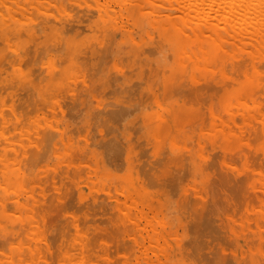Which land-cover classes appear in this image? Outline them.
I'll return each mask as SVG.
<instances>
[{
    "label": "rangeland",
    "instance_id": "374dc122",
    "mask_svg": "<svg viewBox=\"0 0 264 264\" xmlns=\"http://www.w3.org/2000/svg\"><path fill=\"white\" fill-rule=\"evenodd\" d=\"M9 1H6V3L7 2H9V3L4 5L3 9L5 8V9H9V11H14V9H16V7H17L19 9H21L23 11V13H25V14H27V12H28L27 15L23 14L21 10H19L21 13L16 12V14L20 13L21 17L22 16L25 17L24 18L25 20L27 19L25 21L22 17V19L24 20L23 24L26 23V24L30 25V24H33V22H35V19L39 20V18H41V17H39V15L41 16V14H38V12H40V13L43 12V11H40V9L42 10V7H43V6H41L42 2H43V5L47 4L49 6V8H48V6H45V9L43 7V10L47 13H45V15L42 13L43 19L47 20V22L50 20L49 17H51V18L54 17L53 14H51L52 12L51 11L48 12V10H51L53 8L54 9L52 11L56 10L55 4L58 6L57 8L60 9V12H59V9H57L55 12L58 13V15L59 14L60 15H59V18H57L58 15L54 12L57 16L55 15L56 17L54 18L53 22L49 21V23H47L45 25V26H47V25L51 26L50 29L49 28H47V30H46V28L45 29L43 28V30L39 29V30H37V33H35V35H33V33L30 36H29V34L25 35V34L21 33L20 36H22V37H20V36L16 37L15 35H13L14 36L13 37V36L9 35V37H10L9 42H11V40H12V43L10 44L11 48L7 47V44L9 42H6V44H5L4 40L2 38H0V41H1V43H0V55L4 54V56H5V57L2 56L3 58H1V56H0V59H1L0 63L2 62V64H3V66L0 67V68H2V69H0V73L2 70L4 71V72L2 71V73L0 74V85L2 83V88L8 87L9 83L11 86H12V84H14V86H15V87L13 86V87L7 88V89H2L0 86V91L2 92V94H0V105L1 104L3 105V107L0 106V112L2 113L3 109L4 110L6 109L5 111H7V109L9 108L8 109L9 111L3 112L7 115L0 113V123H1V121H2V123L4 121V124H5V126L3 124H1V126H0V135H2V133H3V132H1V130L3 131L5 129V130H7L6 132H8V133H5V131H4V133L6 135L5 138H4V134H3V136L0 137V138H2V139H0L2 141V142L0 141V149H1L0 150V156L7 158V157H9L10 154H12V156L10 155L11 157L9 158L10 164H11V160H12V162L18 161L17 163L21 162L20 160H22L23 163L22 162L21 163H22L23 167L19 166L22 168V170H21V168L16 166L18 164L14 163V162L11 165L16 167V169L18 167V171H16V172L18 175L20 174L19 176H21V178H22L21 183L23 186L21 184L20 185H21V188L23 189V191L27 194L26 195L22 191L21 196L16 198L17 195L15 193L12 194L13 191H11L12 193H10L9 195H11L12 197L9 196V199L4 200L7 203V205H9V206L6 205L4 207V210H2V208H0V222H1L0 223V247H1V245L3 247V248H1V249H3V252L0 253L1 254L0 255V264H2V263L3 264H7V263L10 264L11 258L9 259L8 253H9V255L15 256L16 255L15 252L17 251L18 248H19V250L17 253H19L20 250H22V252H23V249L25 251L27 250L26 252H28V253H22V256H25L27 254L25 256V258L22 260L23 264H29V263L30 264H44V263L45 264H67V262H69V264L70 263L74 264V262H76L77 260L73 261V260H75L73 257L78 259V261H79V262L77 261L78 264H98V263L100 264V262H101V264H223V263L224 264H227V263L228 264H245V263H247V264H264V262H263L264 261L263 260L264 259V248H263V245H264L263 244L264 243V230H263L264 226L263 225L264 224H262L263 222H260L261 219H259L261 212L264 211V209H263L264 208V191H263L264 190V187H263L264 186V181H263V179H264V147H263V145H264V128L262 127L264 117L259 116L256 119H253L254 122L252 121V119L249 120V122H244L241 120L243 118L244 112H245V115H250V114L254 113L255 111H257L260 107L264 106V91L262 90L263 91L262 92L259 90L252 95H246V92L243 91V96L245 95L244 97L242 96V92H240V90H242L244 87H250V86L256 84V80L258 79L257 77H261L260 75H262L264 72V67H263V63H262L263 60L256 64V65L260 64V66L262 65L261 67L260 66L259 67L263 72L261 70H259L258 66H257V68H258L257 70L260 71V73L257 72L256 69H254V68H247V67L243 66L242 67L243 69L238 68V70L239 69L243 70V72L241 71L238 74L236 72V71H238V70H236L237 68H235V66L232 65L234 63L232 59H234V60L239 59L242 55H245L246 54V52H245L246 47H245V49H241V48L235 46V47H233L235 50L228 48L227 51L226 50L220 51L219 56L216 57V59L214 57L206 58L205 55H203L202 53L199 52V50H197L198 49L197 47L195 49L198 52L195 51V49H194L195 46L193 47L191 45L193 42L192 43L190 42L187 45H183V44L179 43L175 38L178 33H180L181 31H184L186 28H188L187 31H189L190 26L193 27L192 25L197 23L196 20H194V19L196 18L199 21V18L194 17V16L187 18V17H185L184 14H182L183 17L180 18V16L177 14V11L174 10L175 8L169 7L170 8L169 9L167 7L168 5L164 9L167 10L166 13H170L171 15L169 14V16H167V14L163 11L164 9L162 7H160V4H158L159 2H157V1L153 2L154 0L153 1L152 0H145L143 5L141 6V10H139V7H132V4L130 2H128V0L123 1L124 3L121 2L120 0H118L115 2L116 4L115 3L112 4V2H114L115 0L114 1L113 0L112 1L111 0H97V2H96V0H91V1L89 0L90 3L88 2V0H84V1L82 0L81 3H83L84 5L83 4L78 5V3H76L77 0H75L76 2L68 0L69 1L68 3H67V0H53V1L47 0L46 2L44 0H35V1L32 0L34 2V5L32 3L31 9L28 7L30 10H28V8L25 9V11L27 10V12H25L24 9L22 8V5L24 3L23 0L22 1L21 0H19V1L18 0H14V1L9 0ZM12 1H13V3H12ZM17 1H18V3H17ZM50 1H52V2L50 3ZM98 1L99 2L104 1L103 2L104 4L101 2L100 3L102 5L101 6V5H99ZM21 2H22V4H21ZM44 2H45V4H44ZM53 2H56V3L54 4ZM84 2H87L90 5H88L87 3H84ZM118 2L123 3V4H121V5L119 4V6H118V4H117ZM16 3L17 4L20 3V4L15 6ZM37 3H38V5H37ZM52 3H53V6H51ZM62 3H63V5H62ZM74 3L77 5H75ZM92 3L93 4L95 3V4L92 5ZM97 3H98V5H97ZM109 3L111 4L112 7L110 6ZM125 3H127V4H125ZM85 4H87V5H85ZM68 5H69V8H71L73 5H75V8H72V10L70 9L71 10L70 13L75 15L74 17L72 14H70L68 12H67L68 13L67 14L66 11L64 12V10L66 9L65 7L67 6V8H68ZM146 5H148V6L151 5L150 8L148 7L150 10L144 8V7L147 8ZM9 6L12 9L9 8ZM32 6L35 8H32ZM60 6H63L65 9L63 7L60 8ZM104 6H106L105 7L106 11L103 10ZM82 7L87 9L88 11H90V10L92 11V9H93V11H98V13L97 12L92 13L90 11L91 14H93L90 16H94L95 13H96L95 14L96 16L92 17V18H94L93 20H91V17L89 16L88 21L86 19H85L86 20L85 21L84 19H82V17L80 18V16H78L84 10ZM91 7H92V9H91ZM0 8L2 9V7H0ZM38 8H39V11L37 10ZM62 8H63V12L61 11ZM1 9H0V12H1ZM33 9H34V12L36 11L35 13H37L36 14L37 17L32 16V15H34V13L30 14L33 12ZM74 9H78V11L76 10L77 13L75 12L78 15H76L74 13V11H75ZM154 9H156V11ZM171 9L175 13L170 12ZM108 10H110L112 12V14ZM151 10L152 11L154 10L153 12H156V15L155 14L153 15V12L151 13ZM157 10L160 11L161 13L157 12ZM107 11L109 12L108 14H107ZM123 11H124V13H123ZM99 12H102V15ZM64 13H66L67 15L65 16ZM113 13H115V14H113ZM62 14H64V16L61 17ZM69 14L72 15V17ZM103 14L105 16H103ZM120 14H122V15L120 16ZM17 15H19V14H17ZM112 15H114L113 18L114 17L118 18L119 21H116L117 19H115V18L111 19ZM77 16L79 17V19ZM154 16H156V17H154ZM171 16L173 17V19ZM30 18H32V19L35 18V19H33L34 20L33 21ZM73 18L76 19V22L72 20ZM183 18L185 20L184 24L186 23V20H187L186 24L188 26L182 24ZM191 18L193 19L192 21L190 20ZM68 19H71L72 21L70 20L69 22H66V20L68 21ZM77 19H78V21H80L81 19H82V21L83 20L84 21L83 22L80 21L78 23ZM23 20L21 22H23ZM89 20H91V24L94 25L93 28H96V29H95V31H94V29H92L93 31H89L92 28V26H90L88 28V31L85 30V33H84V29H87L88 25L82 26L81 24H87V22H90ZM99 20H100V22H99ZM102 20L108 21V25H110V28L111 29L113 28L112 29L113 33H111L112 31H110L111 29L108 30L109 26L107 29H105V26L103 27ZM172 20H175V22H176V23L174 22V25L172 24L173 23ZM61 21H62V24H61ZM63 21H64V23H63ZM109 21H112V22L115 21V23L114 24L111 22L109 23ZM188 21L193 22V23H190ZM50 22L52 24H50ZM65 22L67 23V26H69L68 24H70V23H72L73 25L74 24L76 25V26H72L73 29L71 27L70 30L72 33L69 36H67V35L69 34L70 30L68 29L69 30V32H68V30L65 29V27H64ZM120 22H123V23L121 24ZM142 22H144L145 25ZM116 23H118V24H116ZM162 23L163 24L167 23V24L164 26ZM77 24L78 25L80 24L81 27H84V29L81 28V30H83V33L79 28L80 26L77 27L78 26ZM88 24L90 25V23H88ZM96 24H98V25H96ZM179 24H180V26L183 27L182 28L183 30H181V27L179 26ZM120 26H122V27H120ZM128 26L130 27V29ZM179 27H180V29H179ZM97 29L101 30V31H99V30L98 31H99V33L101 32L100 35L102 36V38H109V32H106V30L110 31V34L111 35L113 34V36H110L111 42H110V39H109V41H108V39H106V41H104L105 39L103 40L102 38H100L101 39L100 44L98 45V42L96 44V41L97 40L99 41V39H97L99 37H97V38L95 37L97 34L96 33ZM65 30H67L66 31L67 33L65 32ZM78 30H80L81 32L77 33ZM146 30L149 33V35H147ZM61 31L65 32V33H62ZM92 32H93V34H92ZM132 32H133V34H132ZM64 34L66 36H64ZM75 34L76 35L81 34V36L76 37ZM23 35L26 36L27 38L24 37ZM37 35L38 36L43 35V36L42 37L40 36V38H38ZM136 35H137V37H136ZM52 36H53V38H52ZM56 36H57V39H59L58 38L59 36H60V39L62 37V40L60 41L61 42L60 45H62L61 48L63 47L62 48L63 50L60 47H59L60 48L59 51L54 50L56 48L54 46V44H52V46H54L55 48L54 47L50 48L51 47L50 43H52V42L54 43L55 41H57L55 38ZM82 38H84V39L86 38V42H84V40ZM28 39H30V41ZM52 39H53V41H52ZM80 39H82V40H80ZM134 39H136L138 41V43L136 40L134 41ZM32 40L34 41L33 45H31L33 42ZM57 42L59 43V41H57ZM90 42H92V46L90 45L91 47H89V48L87 47L88 49H86V46L88 45V43L90 44ZM108 42L111 44H108ZM58 43L56 45H59ZM67 43H68V45H67ZM93 43H95V44L93 45ZM164 43H165V45H164ZM27 44L29 47L26 46ZM41 44H43V45L40 46ZM102 45H103V47H105L104 49L106 50L105 51L103 49L104 50L103 53L105 55L107 54V56H103L104 54L103 55L101 54L103 57L100 58V60L103 59L102 60L103 62L97 63L96 59L99 58V57H97V54H98V51L101 50ZM8 46H9V44H8ZM65 46H66V48L67 47L69 48L72 46L71 48H69V50L71 51V52H69L70 54L68 53V51L65 53L66 57L68 56V60H67L68 62L66 61L67 63L65 62V60L67 58L65 57L66 59H64L61 57V55H63V56L65 55V54H63L65 52L64 51ZM107 46L108 47L110 46L109 51H108V48L106 49ZM148 46H150L149 49L151 48V46H154L153 48H154L155 52L153 51L154 52L153 53L150 50L152 52L150 54H148L146 51L142 53V51H144L143 49L144 48L146 49ZM46 47H48V48L46 49ZM80 47H83L82 50L80 49ZM96 47H98L99 49ZM192 47H193V50H191ZM29 48L34 49V51L31 49L29 50V52L31 53L30 55L26 51ZM153 48H152V50H153ZM164 48H166L168 50H166V49L164 50ZM182 48H184V50H186V54H185V51L183 52ZM230 48H232V47H230ZM248 48L251 49V47H248ZM37 49H39V50L44 49L43 51L41 50V52H44L43 53L44 55H42V57L40 55L36 54L38 52ZM149 49H147L148 52H150ZM65 50H67V49H65ZM84 50L85 51L88 50V53L86 52V54H88L87 56L89 58L91 56H93L94 58L97 57L96 59H94L95 62L93 61V59H92V61H90L91 58L90 59L88 58L89 59L88 64H91V65L86 64L87 68H89L92 65H93V67H96V66L98 67V64H100V67H98L99 71L96 70L97 68L95 69L96 72L98 71L97 73L94 72L95 71L94 69L90 70V73L94 72L96 74V75H93L91 77L92 79L95 78L93 80L90 79V76L88 78L86 76H84L85 75L84 73L87 74L88 71L85 72V69H86L85 66L86 65L80 64L81 61H83L85 63V61L87 59V58H84L82 60L80 59V57H82V58L84 57V56H81L82 54L85 55V52L81 53V51H84ZM187 50H188V52H190V56L193 59H191V57L187 54L188 53ZM23 51H26V52H23ZM32 51H33V55H32ZM178 51H179V54H178ZM192 51H194V52H192ZM22 52L24 54H22ZM168 52L170 53V55ZM195 52H197V53H195ZM76 53L78 54V56ZM166 53L168 54V57L170 58V60L167 59ZM232 53L234 54V56L237 55V57H234ZM7 54L8 55L10 54V57H8ZM11 54L15 55V56H12ZM35 54L37 57H35ZM57 54H58V56L56 58ZM95 54H96V56H94ZM183 54L186 55L187 58L185 56H183ZM198 54H200V55H198ZM47 55H48V57H47ZM29 56H30V58H32V60L29 58ZM38 56H40L41 58L39 57V59H38ZM43 56H44V58H43ZM72 56H74V59L72 58ZM196 56H200V57L197 58ZM225 56H227V57H225ZM12 57H13V60L11 62L10 59H12ZM60 57H61V59H60ZM117 57H118V60H117ZM180 57L181 58L185 57V59H187L186 60L187 62L185 61V59L183 60V58H182L181 59L182 61L179 59V61H180V63H179L178 58H180ZM46 58H47V60H46ZM76 58H78V59H76ZM15 59H16V61H15ZM35 59H37V60H35ZM62 59H64V63H65L64 66H66V64H67V66L69 65L68 67H70L72 65V63L74 64L73 66L78 65V67L80 69L77 66H75V67L71 66L70 69L68 70L69 74L72 75V73H73V75L75 74L74 78L75 77H77V78L74 79L71 75H69L67 73L66 69H65L66 73L64 72V70H61L62 68H65V67H62L63 61L60 64V66H58L60 62L59 63L57 62L58 63L57 66L53 65V63H55L53 61H55V60L60 61ZM88 59H87V61H88ZM121 59L125 60V61H122ZM19 60H20V63L22 61L21 64L19 63ZM79 60H81V61L79 62ZM116 60L120 63V65H118L119 63ZM195 60H196L197 65L195 63ZM36 61H38L39 63H37ZM44 61H48V62L46 64L42 65V62H44ZM237 61L238 60H235V62H237ZM3 62L6 63V65H4ZM13 62H14V64H11ZM29 62H31V63L29 64ZM32 62H34V63L36 62V63L34 64ZM151 62H152V64H151ZM181 62H183V63H181ZM211 62H212L213 68L210 66ZM18 63L20 65V67H18L19 66ZM40 63L43 67L40 66ZM93 63H97V65L93 64ZM188 63H189V65H186ZM26 64H27V66L25 67ZM199 64H201V66ZM204 64H205V66H204ZM14 65L17 67V71H16V67ZM47 65H48V68L46 67ZM49 65H50V67H49ZM207 65L209 66L208 68H206ZM8 66L10 67V70H8V69L6 70V68H8ZM11 66L15 68V71L13 70L14 68H11ZM33 66L35 68H32ZM37 66L42 67V69L39 67V70H38ZM54 66H56V67H54ZM186 66H187V69L185 68ZM21 67L23 68V70L20 72L19 69ZM36 67H37V69H36ZM60 67H61V69H60ZM119 67H121L122 69H120ZM181 67L182 68L184 67L183 72H182ZM221 67L225 73L227 72L229 74V75L227 74L228 76H226V74L224 72L222 74ZM30 68H32L34 70V72L36 70L40 71V72H38V71L35 72L36 74L39 73V75H36V74L34 75L35 77H37V80H38V81L36 80L38 82L36 88H35L36 84L32 82L33 80H35L34 79L35 77L34 78L31 77L32 74L30 75V73H29V72L32 73V71H33V70H30ZM58 68L61 71V72L58 71V74L60 75L61 73H63L64 75H62V77L60 75L61 78H57L55 76V78H53L51 80L50 77H52V76H50V74L53 73V71H55V73H56ZM71 68H73V69H71ZM90 68H92V67H90ZM145 68L147 69L146 73L143 72V70H145ZM210 68H212V69H210ZM77 69H79L80 71H78ZM248 69H250V71H248ZM26 71H28V72L24 75L23 72H26ZM111 71H113V72H111ZM49 72H50V74H47ZM79 72H80V74H79ZM190 72H193V74L195 72L196 77H195V74L192 77L193 74H190ZM231 72H233V73H231ZM244 72L246 75L245 74L243 75ZM10 73H12V74H10ZM40 73H43V74L41 75ZM77 73H78V75H77ZM81 73H83L84 75H82ZM173 73H175L174 75L177 74L176 75L177 77L174 76ZM249 73H250V76H248V78L250 80L247 78V75H249ZM5 74H8V77ZM58 74H56V75L59 76ZM67 74L69 75V78L71 76L72 79L68 78L69 80H67L66 79L68 76ZM235 74H237V76ZM13 75H15V77H13ZM20 75H21V77H19ZM44 75H46V76H44ZM54 75H53V77H54ZM170 75H171V77L169 79ZM42 76L46 77V78L50 76L49 79L47 78L48 80L45 81L48 83L49 86L51 85V87H50L51 89L49 88L48 85H45L46 86L45 89H47V88L50 89V90L47 89L48 91H51L54 87L56 88L57 84H55V83H57V82H59V84L63 87V89L59 90L61 87L58 85L57 86L58 88L54 89V91L52 90V92H55V93L47 92L45 89L42 88L43 84H41V83H44L43 81L45 79L42 80L41 83L39 82V81H41L39 79ZM78 76H80L81 78ZM142 76H144V77H142ZM198 76H200L199 78H201V77L202 78L199 79ZM1 77H3V81H2ZM16 77L18 79L19 78L22 79L23 81L20 79H19V81H17ZM29 77L33 80H30ZM6 78L11 79L12 81L13 80H16V81H15V83H13L12 81L10 82V80H6ZM28 78H29V80H28ZM83 78L87 79V82H85L86 80L84 81ZM107 78L109 79V81ZM61 79L63 80V82L61 81ZM88 79H90V80H88ZM196 79L199 81H197ZM49 80H51L52 83ZM72 80H74V81H72ZM155 80H156V82L154 83ZM227 80H230V82H232L233 85H232V83H230L229 86L226 84L228 86L227 87L225 85V81H227ZM21 81L25 83L26 87L24 86V83H22ZM27 81H29V83ZM54 81H56V82L53 83ZM67 81H69L68 85L72 84V86L74 85L73 83H75V81L78 83L81 81L80 82L81 84L79 83L80 85H78L77 83H75V86L77 85V87L75 89V86L73 88L72 86H68L67 84H65V82L67 83ZM89 81L92 83L90 84ZM132 81L134 84L131 83ZM140 81L141 82L143 81L142 84L140 83ZM236 81L238 82L239 85L237 83L235 84ZM4 82H5V85H4ZM6 83H8V84L6 85ZM18 83H19V85H18ZM26 83L29 84L30 86L27 85ZM86 83H87V85H86ZM88 83L90 86L88 85ZM226 83H228V82H226ZM20 84H22V86ZM53 84L56 86H54ZM129 84L132 87H130ZM138 84H139V86H137ZM201 84H204V85L207 84V85L202 86ZM222 84H224V85H222ZM245 84L246 85L248 84V86H244ZM17 85L20 88V90L17 87ZM41 85H42L41 88L43 89V91H42V89H40ZM64 85H65V89L67 90L66 92L64 89ZM123 85H125V86L128 85V86L125 87ZM210 85L212 87H215V88L220 87L221 90L218 89L219 92H217V88H216L215 89L216 95H215V93L213 91H211V89L214 90V88H211ZM86 86H87V88H86ZM134 86H137V87L134 88ZM262 86H263V84H258L256 87L258 89L259 88L262 89ZM24 87H25V89H28V92L26 91L27 95L29 96L28 93L31 94L29 96L31 99H29V97L25 94V97H27L28 100H24L25 97H23L24 95L21 94V92H24V90H25V89L22 90V88H24ZM71 87H72V89H71ZM123 87H125V89L129 88L128 93L130 92L131 95L127 93V90H125V89L123 90ZM205 87L207 88V90L205 89ZM16 88H18V89L16 90ZM119 88L120 89L122 88L121 90H123V91H121ZM172 88H174L175 92L173 91ZM175 88H176V90H175ZM197 88H199V90H202V91H198ZM69 89L71 91H69ZM73 89H75V90H73ZM2 90H5V91L3 92ZM14 90H16L18 93L20 92L21 95L19 94V96H22V97L19 99L20 100L22 99L25 101V102L24 101H21V102H23V105L26 104V105H24L25 107H27L26 110L29 109V107H30L29 104H31V102H32V104H34L33 105L34 107L32 109L30 108V110L28 111L27 114L24 110L25 108H21V106H19V105H17V106H19L18 108L17 107L12 108V109H14L13 112H14L15 117L17 119L13 116L14 114L12 115L10 113L12 111V109L10 111V107H12L11 105L13 102L12 100L15 99V102L18 101L16 104L21 103L19 99L17 100V98H18V97L16 98L17 93ZM29 90L30 91L32 90V92L35 90L34 91L35 93L32 94L31 92H29ZM56 90H57V92H56ZM76 90H78V91H76ZM196 90L200 93V95H199V93H197ZM37 91L40 93H38ZM195 91H196V95H195ZM221 91L222 92L224 91V93H222ZM6 92L8 94H6ZM72 92H73V94L75 92L76 93L78 92L77 93L78 95L77 94L72 95ZM12 93H13V96H12ZM220 93H222V94H220ZM55 94H56V96H55ZM5 95L6 96L8 95L9 97L11 96L10 99L8 96H7L8 97L7 98ZM125 95H127V97H125ZM240 95L243 98H241ZM50 96H52V97H50ZM64 96L66 99L64 98ZM68 96H70V97L67 98ZM72 96H76V97H72ZM95 96H97V97H95ZM154 96H156V97H154ZM60 97L64 98L65 100L60 98ZM130 97L131 98L133 97L132 100ZM237 97H238V99L240 98L241 100L239 99L237 101ZM35 98L38 100V102L35 100ZM75 98H76V100H75ZM244 98H245V100L247 98V103H244V101H245ZM5 99H7V100H5ZM8 99L10 100L11 103L8 101ZM48 99H50L51 101H49ZM67 99H69V100H67ZM226 99H227V101H226ZM30 100H33V101H30ZM4 101H6V103H4ZM7 101L10 103V105H7V104H9ZM28 101L30 102L29 104L27 103ZM59 101H61V102H59ZM75 101H76V103L74 104ZM52 102H55V103H53L54 105L52 104ZM232 102H237L239 104L235 105L236 103L235 104L233 103L234 105H232ZM249 102H251L250 105H248ZM42 103H43V105H42ZM84 103H85V105H84ZM97 103H98V105H97ZM132 103H135V104L132 105ZM256 103L257 104L259 103V104L256 105ZM55 104H56V106H55ZM63 104L65 106L67 104L68 105L71 104L72 106L74 104V107L76 105L77 106L72 109V106L65 107ZM119 104H120V106H119ZM23 105H22V107H24ZM44 105H46L47 107H45ZM59 105H60V107H62V106L65 107V108L64 107L60 108V112H59V108H58ZM122 105L123 106L126 105V106L123 107ZM8 106H10V107H8ZM42 106H44V107H42ZM82 106H84V107L82 108ZM129 106H133V107L130 108ZM233 106H234V108H237V110H238L237 112H235L236 109L234 110ZM101 107L103 109H100ZM109 107H111V108H109ZM126 107H127L128 111H126ZM135 107H138V109ZM226 107L228 109L232 108V111L234 113H236L238 118H240L238 120L239 123L241 122L240 124L235 125L234 123H231V124L227 123L229 121H226V123L223 124L222 121H220L221 119H224L228 116V115H226V112L229 110ZM239 107H241V111H240ZM15 108H17V109H15ZM66 108L67 109L69 108V110L71 109V112H73V113H71V112L70 113L75 115V117L73 115H70V113H68L69 110H67ZM133 108L137 109V110L134 111V110H132ZM263 108L262 109L260 108V109L264 115V109ZM18 109L20 111L22 110V112H20ZM47 109H48V112L46 111ZM61 109L65 112H62ZM97 109L101 110V111L103 110L102 112H104V114L101 111H100L101 114L99 113L100 115L96 114ZM123 109H124L125 114H123L121 112V111H123ZM247 109L249 110V112L250 111H252V112L249 113L247 111ZM38 110H40V111H38ZM53 110H55V111H53ZM117 110H121V111H117ZM94 111H96V112H94ZM242 111H244V112H242ZM23 112H25L26 118H23V117H25V115L22 114ZM29 112H30V115H29ZM120 112H121V114H120ZM158 112H159V114H158ZM210 112L214 113V114L210 115ZM63 113H65V114L67 113L68 115L73 116L74 118L73 117L72 118L67 117V114L65 115L66 117H64V115L62 116ZM92 113L96 117L102 116L100 118V120L101 119H103V120L107 119V122L104 121L105 122L104 123V122H102V120H101V122L104 124L107 123L106 125H108L111 122L110 123L111 126L109 125V126H107L109 128H107L106 125H104L102 123H100L99 124L100 126H99L97 124L100 122L99 118L97 117L96 121H94L95 116L90 117L92 115ZM156 113L160 116H157ZM35 114H36V116H35ZM48 114H49V116H48ZM106 114L108 116L110 114L109 117L111 119ZM227 114H228V112H227ZM104 115H106L105 118H103ZM117 115H118V117H117ZM126 115H127V117H126ZM1 116L4 119L3 118L1 119ZM21 116H23V117H21ZM161 116L163 118H158ZM218 117H220V118L222 117V118L220 119ZM37 118H39L40 120L39 119L37 120ZM43 118H45V120ZM121 118L123 121L119 120ZM137 118H138V120H137ZM34 119H36V120H34ZM72 119H74V122L72 121ZM97 120H99V121H97ZM18 121H20V122L18 123ZM38 121L39 122L41 121V123L43 125L41 123L39 125ZM50 121H52L54 125H57V127L56 126L53 127L54 125H52V122H50ZM92 121H94V122L92 123ZM169 121H170V123H169ZM219 121H220V123H219ZM34 122H37V123H34ZM47 122H49V124ZM259 123H260V125H259ZM22 124H25V125L27 124L26 125L27 127L25 125H24L25 126L24 127ZM30 124H32L33 129L35 131L30 130V129H32V126L30 128ZM36 124H38V125H36ZM91 124H97V126L93 125V127H92ZM101 124H102V126H101ZM132 124H134V125H132ZM220 124H223V125L220 127ZM226 124H229V125H226ZM8 125H9V128H8ZM13 125L16 128H14ZM16 125H18L19 127ZM28 125H29V127H28ZM231 125H233V126H231ZM35 126L38 129L41 126H44L45 128L44 127H43V129L40 128L42 131L43 130L45 131V129H47V127L49 129L55 130L57 135L54 136V140L51 139V141L53 140L52 142L55 145H53L52 142L49 143V144H52V146H54L53 147L54 149L51 148L52 146L48 144L47 140H45V141L47 142V145H49L48 146L49 148L47 147V149H44L45 151L50 149L53 152L49 150L46 153H44L42 151L43 152L42 153L39 150L40 147H41L40 149L43 150V147H42L43 145L40 146V144H39V147H38V145L36 144L37 142H35V140L37 141L38 135H39V137H41L43 139V137H42L43 134L41 135V133H43V132L36 134V133H38V131L40 132V129L36 131L37 128H35ZM103 126H105L106 128ZM114 126L117 127V129ZM125 126H126V128H125ZM135 126H136V130L134 129ZM139 126H141V127H139ZM138 127H139V129H137ZM167 127H169L168 130H167ZM223 127H225V128H223ZM238 127H241L242 129L240 130V128H238ZM79 128H81V130ZM92 128H93V130H92ZM219 128L222 129V131L224 130V132H222ZM228 128L229 129L232 128V129H234V131L232 130L233 132H230L231 130H229ZM8 129L9 130L11 129L10 130L11 132H9ZM49 129H47V130H49ZM226 129H227V132L225 131ZM117 130L119 133L117 132ZM164 130H165V132H163ZM109 131H110V133H109ZM154 131H156V132H154ZM234 132L235 133L237 132V133L235 134ZM27 133L31 134V135H28ZM96 133H97V135H96ZM100 133H102V134H100ZM115 133H116V135L117 134L118 135L116 136ZM222 133H224V134L226 133L231 138L228 139L229 137H224L222 135ZM239 133L241 134V136L238 135ZM226 134H225V136H227ZM112 135H113V138H112ZM154 135H156V137H154ZM217 135L219 136V138L217 137ZM12 136H14V137H12ZM15 136L18 139H15ZM57 136H58V138H57ZM85 136H86V138L88 137V140L85 138ZM108 136H109V139H108ZM27 137L32 141L26 140ZM67 137L70 141L67 139ZM120 137H122V138H120ZM157 137H159V138H157ZM10 138H14L15 140L10 141ZM106 138H107L106 141H100V139L105 140ZM130 138L133 140H130ZM239 138H241V140ZM20 139H23V141H21ZM110 139L116 140L115 143H114V140H113V142H112V140L109 141ZM141 139H142L143 145H141L142 142L139 143ZM3 140H5V141H3ZM18 140L21 141V143H19ZM172 140H174L175 143ZM245 140H247V142ZM25 141H27V143H24ZM38 141H41V142H38L41 144H44L43 142H45V141L42 142V140H40V139ZM48 141L50 142V140H48ZM117 141L120 144H118ZM4 142L6 143V145L4 144ZM9 142H11V145L13 144V148L14 149L16 148L17 151L12 150L13 148H11L12 146L9 145L10 144ZM46 142H45V144H46ZM235 142H237V143H235ZM18 143L22 144V146H25L26 149H27L28 145L29 146L34 145L35 149L31 148V150H32L31 151L30 147H32V146H30L27 150L24 149L23 147L22 148L24 150H20L21 145H19ZM94 143H95V145L96 144L98 145V148L96 147L97 145L96 146L94 145ZM153 143H154V145H152V147L149 148L151 146V144H153ZM233 143H235V144H233ZM248 143L250 145H248ZM7 144H8V146H7ZM15 144H17V145H15ZM101 145L104 147L102 148ZM122 146H123V148H122ZM134 146H136V147H134ZM36 147L38 148V150L41 152L42 155L38 154L40 152L37 151ZM141 147L143 149H141ZM119 149L120 150L122 149V150L120 151ZM165 149H167L166 152L168 154L164 153ZM19 150L24 151L25 153H28V155L25 153L22 154L23 152H20ZM25 150L28 152H26ZM35 151L38 152L37 155H40L39 158L42 160L38 159V161H37V158L36 159L34 158L36 161L34 160L35 162L33 161V164L31 165L30 163L32 162V160H30L29 157H31L32 152L35 153ZM104 151H106L108 156L106 155V153H104ZM197 151H199V152H197ZM9 152H10V154H9ZM11 152H13L14 154ZM112 152H113V154H112ZM259 152H260V154H259ZM116 153H118V155ZM143 153H144V156H142ZM161 153H164V155L162 154V156H161ZM256 153L258 155H256ZM109 154H111V155H109ZM24 155H26L27 157L30 155L28 157L29 158L28 160L26 158V160L29 161V163L24 162L25 160H23V159L26 157ZM35 155H36V153H35ZM104 155H106V156L103 157ZM168 155H169V158L167 157ZM22 156H23V158H21ZM66 156H67V158H66ZM109 156L112 157L114 160L111 158L112 159V161H111ZM118 156L119 157L122 156V157L119 158ZM163 156L166 158H164ZM34 157H36V156H34ZM132 157L135 160H133ZM106 158L107 159L109 158V159L107 160ZM137 158H139V159H137ZM209 159H211V160H209ZM164 160H166V161H164ZM183 160H185V161H183ZM70 161H72V163ZM75 161H77V162H75ZM106 161L108 163H106ZM141 161H143V162H141ZM73 162L76 164H73ZM91 162L94 165V166L92 165V168L89 167V165L87 164V163H91ZM109 162H110V164H109ZM146 162H147L148 168L151 165H152V167H154L158 164V166H156V169L157 170L159 169L158 170L159 172L161 171L160 174L158 175V172L154 171L155 168L150 167V168H152L151 170H150V168L149 169L146 168L147 167ZM184 162H185V164H184ZM160 164H161V166H160ZM19 165H21V164L19 163ZM120 167H122V168H120ZM138 167H141V169ZM236 168H238V169L236 170ZM75 169H76V171H75ZM256 169L257 170L259 169V170L257 171ZM61 170H63V171L67 170V171L62 172ZM142 170H145V171H143L145 173H143ZM77 171H78V173H77ZM87 171H89V172H87ZM152 171H154V172L151 173V177L148 176V175H150V172H152ZM54 172L56 174H58L57 179H56L57 176ZM69 172L72 175L69 176ZM258 172L261 175H259ZM141 173L144 175L145 178L143 177V175ZM47 174H49V175L47 176ZM74 174H77V177H76V175L74 176ZM171 174L175 175V176L172 175L173 179H172V177H170ZM152 175L156 178L152 179V178H154ZM178 175H180L182 177V180H180L181 177H179ZM242 175L248 177V178H245L247 184L244 183L245 182V180H243L244 178L243 179L240 178ZM249 175H250V177H249ZM236 176L237 177L240 176L239 178L242 179L244 182L242 181V183H241L239 181H236ZM28 177H29V179H28ZM175 177L177 180L179 179L181 182L180 183L178 182V184H177L175 182L176 180L174 179ZM160 178H162V179H160ZM146 179H148L147 180L148 182H146ZM164 179H167V181H165ZM155 180H156V182H158V184L155 182ZM123 183H125V184H123ZM145 183H146V185H145ZM160 183L164 184V185L161 186ZM195 183H196V185H195ZM175 184H177V186ZM24 185H26L25 186L26 189L24 188ZM70 185H72V186H70ZM149 185L151 187H149ZM159 185H160V187H159ZM165 185H166V187H165ZM192 185H193V187H192ZM241 185H243L245 188ZM127 186L130 188H128ZM153 186H155V187H153ZM195 186H196V188H195ZM102 187H103V189H102ZM168 187H170V188H168ZM240 187H242V190L238 189ZM260 187H262V188H260ZM55 188H57V189H55ZM109 188H110V190H109ZM29 190H31L32 194H31V192H29ZM125 190L127 192H125ZM132 190L134 191V193L136 195L133 193ZM27 191L29 193H27ZM2 192H0L1 196H2ZM112 193H113V195H112ZM171 193H173V194L171 195ZM175 193H176V195H175ZM123 194H124V197H123ZM131 194H132V196H130ZM14 195H15V197H13ZM96 195L98 198L95 197ZM245 195H246V197H245ZM45 196H46V198H45ZM107 196H108V198H106ZM188 196H190V197H188ZM88 197H90V199ZM127 197H129V199ZM131 197H133V198H131ZM136 197H138V198H136ZM261 197H262V200H260ZM14 198H16V199H14ZM119 198H122V199H119ZM27 199H28V201H26ZM101 200H103L105 203L103 201H102L103 202L102 203ZM21 201L24 203L27 202L25 205L26 208ZM48 201H49V203H48ZM96 201H97V203H95ZM194 203L196 204V206H194L195 205ZM203 203H205V205H203ZM27 204H29V205H27ZM35 204H36V206H35ZM116 204H117V206H116ZM96 205L99 207L97 208ZM16 206H21L22 211L20 209H19L20 212L16 211L18 208H20V207H16ZM33 206H34V208L36 207L37 209L36 208L34 209ZM102 206H105V207H102ZM203 206L205 209L204 208H202V209H204V210L201 209V207H203ZM23 207L25 208V211L28 208L27 209L28 212L27 211L24 212ZM10 208H11V210H10ZM13 208H14V210H12ZM259 208H261V209H259ZM6 209L8 210V212L6 211ZM101 209L104 211L106 210V211L102 212ZM205 210L207 211L206 213H205ZM14 211H16V212H14ZM202 211L204 213L201 214ZM13 212H14V214H13ZM21 212H22L23 220H20V219H22L21 218ZM139 212H140V214H139ZM186 212H187V215H186ZM16 213H18V214H16ZM250 213H251V215H250ZM35 214H36V216H34ZM144 214H145L146 218L148 216V219H146L144 217ZM139 215L141 216V218ZM37 216H38V218H37ZM122 216H123L124 221H125V222L122 221L123 223H121V217ZM160 216H161V219H160ZM111 218H112V220H110ZM132 219L138 220V221H136V222H138V224L135 225L136 222L133 221ZM249 219H250V221H249ZM1 220H3V221H1ZM4 220H5V223H4ZM24 220H26V221H24ZM34 220H36V221H34ZM30 221H31V223H30ZM74 221H75V223H74ZM117 221H119V222H117ZM263 221H264V219H263ZM22 222L24 223V225H26V223H27V226L30 228L22 225V227L24 226V228L22 229V227H20L22 229V231H20L21 229L19 228V226H21ZM61 222H62V224H61ZM65 223H67V224H65ZM107 223L109 225H107ZM16 224H17V226H16ZM209 224H212V226L211 225L209 226ZM247 224H248V226H247ZM257 224L259 227H257ZM58 225H59V228H58ZM56 226H57V228H56ZM67 226H68V228H67ZM69 226L72 228H70ZM213 226L216 228H214ZM252 226H253V228H252ZM25 227L27 228L26 233L23 232V230L25 231ZM54 227L56 229H58L57 230L58 232L55 231L56 229ZM120 227H121V229H120ZM207 228H209V229H207ZM2 229H4V230L11 229V230H14L17 232L19 231L20 234H22V232H23V234L21 235V237L22 236L23 237L21 238L20 234L18 233L19 236H17V237L15 235H12L10 240H3V238H1L2 237L1 233L3 232ZM210 229H213L217 232L215 233V231H213V230L211 231ZM68 231H69V233H68ZM160 231H161V234H160ZM66 232L68 233V235ZM82 232H83V234H82ZM155 233H156V237H154ZM258 233L261 234L262 238L259 236L260 234H258ZM18 234H16V235H18ZM49 234H51V235L49 236ZM54 234H55V236H53ZM170 234H172V235H170ZM215 234H217V235H215ZM117 235H119V236H117ZM164 235H165V237H164ZM211 235H213V236H211ZM13 236H15L14 239H13ZM112 236H114V238ZM214 236H215V238H214ZM77 238H79V240H80V242H79L80 245L82 244L81 247H79V245H78L79 240ZM111 238H112V240H111ZM11 239L13 241L17 240V242L16 243L12 242ZM8 241L9 242L11 241V243H13V244L9 243ZM4 242L5 243L7 242L6 245ZM18 242L19 243L22 242V244H20L21 249L18 245L19 244ZM25 242H27L28 244ZM192 242H193V244H191ZM124 243H126L127 245ZM196 243L198 246H195ZM64 244H65V246H64ZM34 245H36V247L37 246L38 247L36 248ZM74 245H76V246H74ZM84 246L86 247V249H84L85 248ZM130 247H132V248H130ZM29 248H30V250H29ZM199 248L204 250L206 252V254H204V251L200 250ZM1 249H0V251H2ZM11 249H12V252H10ZM105 249H106V251H105ZM193 249H194V251H193ZM259 249H261V251L263 250V252H261ZM32 251L34 253L31 254ZM126 251L129 252V254L126 253ZM201 251L203 252V255L200 253ZM80 252H81V254H80ZM83 252H86V253L89 252V253L86 254ZM130 252H132V253H130ZM210 252H212V253L214 252V254H212ZM6 253H7V255H5ZM36 253H38L39 255H37ZM35 254H36V256H35ZM83 254H84V258H83ZM89 254L90 255L92 254L91 255L92 257ZM4 255H5V257H4ZM40 255H41V257H40ZM79 255H81L82 258L79 257ZM126 255H128V256H126ZM129 255H132V256L130 257ZM76 256H78V257H76ZM197 256H199V257H197ZM205 256L206 257L208 256V257L206 258ZM210 256L212 258H215V259L212 260V258ZM87 257H88V260L86 259ZM145 257H147V258H145ZM222 257H226V258H222ZM71 258H72L73 262L70 261ZM124 258H126V259H124ZM203 258H205V259L203 260ZM209 258H211V259H209ZM13 259H15V258H13ZM83 259H85V260H83ZM89 259H91V261H89ZM216 259H217V261H216L217 263H215ZM223 259L225 261L227 260L226 263L224 262ZM67 260H69V261H67ZM93 260H96L98 263H96V261L94 262ZM218 260H220V261H218ZM82 261H84V263ZM229 261L230 262L232 261V262L229 263ZM77 262H76V264H77Z\"/></svg>",
    "mask_w": 264,
    "mask_h": 264
},
{
    "label": "bare ground",
    "instance_id": "6f19581e",
    "mask_svg": "<svg viewBox=\"0 0 264 264\" xmlns=\"http://www.w3.org/2000/svg\"><path fill=\"white\" fill-rule=\"evenodd\" d=\"M6 1H9V0H0V7H2V9L0 8V9H1V12H0V38H2V39L4 40V43H5V44H6V42H9V40H10L9 35H11V36L15 35L16 37H19V36L21 35V33H22V34H25V35L29 34V36H30L32 33H33V35H35V33H37V30H39V29H42V30H43V28H44V29L46 28V30H47V28L50 29L51 26H48V25L45 26V25H46L47 23H49V21H52V22H53L54 18L58 15V13H56L55 11H56L57 9H59V8H57L58 6L55 4L56 2H53V3L55 4L56 10L52 11V10L54 9V8L52 7L53 9L48 10V12L51 11V12H52L51 14H53L54 17H52V18L49 17L50 20L48 19V20H49L48 22H47V20L43 19V15H42V13H43L44 15H45V13H47V12H45V11L43 10V7H44V9H45V6H48V5H47V4H46V5H43V2H42V5H41V6H43V7H42V10L40 9V11H43V12H41V13L38 12V14H41V16L39 15V17H41V18H39V20H36V19H35V18L37 17V16H36L37 13H35L36 11L34 12V9H33V12L30 13V14H33V13H34V15H32V16H33V17L36 16V17L33 18V19H35V22H33V24H30V25H31V26H30L29 24H26V23L23 24V23H24V20H25V19H24L25 17L22 16L23 19H24V20H23L22 17H21V15H20L21 12L19 11V10H21V9H19V8H17V7H16V9H14V11H9V9H5V8L3 9V6L10 2V1H9V2L6 3ZM13 1H14V0H13ZM13 1H12V3H13ZM18 1H19V0H18ZM18 1H17V3H18ZM21 1H22V0H21ZM33 1H35V0H33ZM33 1H32V0H23L24 3H23V5H22V8L24 9V11H25V9H27L28 7L31 9V5H32V3H33V5H34V2H33ZM44 1L46 2L47 0H44ZM52 1H53V0H52ZM52 1H50V3H51ZM69 1H74V2H76L75 0H69ZM69 1L67 0V3H68ZM83 1H84V0H83ZM90 1H91V0H90ZM111 1H112V0H111ZM113 1H114V0H113ZM116 1H118V0H115L114 2H112V4H114ZM120 1L123 2V1H126V0H120ZM152 1H153V0H152ZM156 1L159 2L158 4H160V7H162L163 9H164L167 5H168V6H167L168 8H169V7H173V8H175L174 10L177 11V14L180 16V18L183 17L182 14H184L185 17H187V18H190L191 16H194V17L199 18V21H198V19H196V18L194 19V20H196L197 23H195L194 25H192L193 27L190 26L191 24L189 25V26H190V30H189V31H187L188 28H186L184 31H181V30H183V29H182L183 27L180 26V24H179V26L181 27V30H180L181 32L178 33V34L176 35V37H175L176 40H177L179 43H181V44H183V45H187L188 43H190V42L192 43V42H193L191 45H192L193 47L195 46L194 49L197 47V48H198L197 50H199L200 53H202L203 55H205L206 58H208V57H209V58L214 57L215 59H216V57L219 56L220 51H223V50H226V51H227L228 48L233 50V49H234L233 47H235V46H237V47H239V48H241V49H245V47H246V51H245L246 54H245V55H242V56L239 58L240 60H239V59H235V60H238L237 62H235V60L232 59L233 62H234L232 65L235 66V68H237L236 70H238V68H242V67L244 66V67H247V68H254V69H256L257 72L260 73V71H258L257 69L259 68V70H261L260 67H261L262 65L260 66V64H259V65H256V64H257L258 62H261L262 60H263V62H262V63H263V67H264V0H154L153 2H156ZM38 2H39V1H38ZM45 2H44V4H45ZM48 2H49V1H48ZM57 2H58V1H57ZM59 2H60V1H59ZM61 2H62V1H61ZM81 2H82V0H81V1H80V0H79V1L77 0L76 3H78V5L83 4V3H81ZM88 2H89V0H88ZM96 2H97V0H96ZM101 2H102V1H101ZM101 2L98 1L99 5H101V4H100ZM103 2H104V1H103ZM103 2H102V3H103ZM105 2H106V1H105ZM128 2H130V3L132 4V7H139V10H141V6H142L143 3L145 2V0H128ZM128 2H127V3H128ZM17 3H16L15 6H17V5L20 4V3H19V4H17ZM40 3H41V2H40ZM40 3H39V4H40ZM53 3L51 4V6H53ZM65 3H66V2H65ZM70 3H71V2H70ZM84 3H87V2H84ZM89 3H90V2H89ZM98 3H97V5H98ZM123 3H124V2H123ZM123 3H119V2H118L117 4H118V6H119V4L121 5V4H123ZM127 3H125V4H127ZM21 4H22V2H21ZM35 4H36V3H35ZM60 4H61V3H60ZM74 4H75V3H74ZM87 4H88V3H87ZM87 4H85V5H87ZM94 4H95V3H94ZM94 4L92 3V5H94ZM103 4H104V3H103ZM105 4H106V3H105ZM109 4H110V3H109ZM115 4H116V3H115ZM8 5H9V4H8ZM10 5H11V4H10ZM37 5H38V3H37ZM62 5H63V3H62ZM64 5H65V4H64ZM70 5H71V4H70ZM75 5H77V4H75ZM75 5H73L74 7L72 6L71 8H69V5H68V8H67V6L65 7L66 9H65L63 6H60V8L63 7V8L65 9L64 12L66 11V13H67V12L70 13V11L72 10V8H75ZM83 5H84V4H83ZM83 5H82V6H83ZM88 5H90V4H88ZM101 6H102V5H101ZM110 6H111V4H110ZM110 6H109V7H110ZM144 6H145V5H144ZM146 6H147V8H146V7H144V8H145V9H149L151 5H150V6L146 5ZM12 7H13V6H12ZM37 7H38V6H37ZM84 7H85V6H84ZM92 7H93V6H92ZM92 7H91V9H92ZM98 7H99V6H98ZM105 7H106V6L103 7V10H105ZM111 7H112V6H111ZM111 7H110V8H111ZM127 7H128V6H127ZM148 7H149V8H148ZM9 8H11V7L9 6ZM14 8H15V7H14ZM29 8H28V10H30ZM32 8H35V7L32 6ZM48 8H49V6H48ZM50 8H51V7H50ZM63 8H62V10H61L62 12H63ZM77 8H78V7H77ZM82 8H83V7H82ZM85 8H86V7H85ZM85 8H83L84 10H83V11L81 12V14H79V15L76 14L77 11H78V9H74V10H75L74 13L76 12V13H75L76 15L80 16V18L82 17V19H84V20L86 19L87 21H88V19H89V16H90V15H93V14H91V12H92V13H93V12H97V13H98V11H93V9H92V11L90 10V11H91V12H90V11H88V10L85 9ZM11 9H12V8H11ZM11 9H10V10H11ZM70 9H71V10H70ZM145 9H144V10H145ZM169 9H170V8H169ZM2 10H3V11H2ZM37 10L39 11V8H38ZM76 10H77V11H76ZM113 10H114V9H113ZM142 10H143V9H142ZM149 10H150V9H149ZM149 10H148V11H149ZM154 10L156 11V9H154ZM154 10H153V11H154ZM158 10H159V9H158ZM158 10H157V12H160V11H158ZM161 10H162V9H161ZM21 11H22V10H21ZM105 11H106V10H105ZM108 11L112 14V12H111L110 10H108ZM108 11H107V14L109 13ZM153 11L151 10V13H152ZM163 11L166 13L167 10L164 9ZM16 12H20V13H17V14H19L20 16L17 15ZM25 12H27V10H26ZM54 12H55L57 15H56ZM59 12H60V9H59ZM72 12H73V11H72ZM79 12H80V11H79ZM119 12H120V11H119ZM170 12H173V10L171 9ZM22 13H23V11H22ZM66 13H64L65 16L68 14V13H67V14H66ZM99 13H101V15H102V12H99ZM123 13H124V11H123ZM123 13H122V14H123ZM160 13H161V12H160ZM173 13H175V12H173ZM173 13H172V14H173ZM23 14H25V13H23ZM27 14H28V12H27ZM27 14H25V15H27ZM64 14H62L61 17L64 16ZM70 14H72V13H70ZM70 14H69V15H70ZM95 14H96V13H95ZM95 14H94V16H96ZM111 14H110V15H111ZM113 14H115V13H113ZM116 14H117V13H116ZM122 14H120V16H121ZM154 14L156 15V12H153V15H154ZM162 14H163V13H162ZM162 14H161V15H162ZM166 14H167V16H169L170 13H166ZM166 14H165V15H166ZM25 15H24V16H25ZM55 15H56V16H55ZM59 15H60V14H59ZM59 15L57 16V18H59ZM72 15H73V14H72ZM72 15H70V16L72 17ZM101 15H100V16H101ZM170 15H171V14H170ZM181 15H182V16H181ZM18 16H19L20 18H19ZM32 16H31V17H32ZM47 16H48V15H47ZM50 16H51V15H50ZM74 16H75V15H73V17H74ZM78 16H77V17H78ZM94 16H90V17H91V20L94 19V18H92V17H94ZM103 16H105V15L103 14ZM113 16H114V15L111 16V17H112L111 19H114V18H115V17L113 18ZM61 17H60V18H61ZM126 17H127V16H126ZM138 17H139V16H138ZM154 17H156V16H154ZM171 17H172V16H171ZM171 17H170V18H171ZM75 18H76V17H75ZM103 18H104V17H103ZM119 18H120V17H119ZM124 18H125V17H124ZM30 19H32V18H30ZM33 19H32V20H33ZM37 19H38V18H37ZM51 19H52V20H51ZM61 19H62V18H61ZM78 19H79V17H78ZM78 19H77V21H78ZM82 19L80 20L81 22L84 21V20L82 21ZM111 19H110V20H111ZM115 19H117L116 21H119L118 18H115ZM122 19H123V18H122ZM122 19H121V20H122ZM126 19H127V18H126ZM143 19H144V18H143ZM172 19H173V17H172ZM22 20H23V22H21ZM26 20H27V19H26ZM26 20H25V21H26ZM70 20H71V19H68V21L66 20V22H69ZM72 20L76 22V19L73 18ZM72 20H71V21H72ZM86 20H85V21H86ZM91 20H89L90 22H87V24H81L82 26H83V25H88V26H87V29H84V27H81L80 24H79V25L77 24V25H78L77 27L80 26V27H79L80 30H81V28L84 29V33H85V30L88 31V28H89L90 26H92V28H91V30H89V31H93L92 29H94V31H95L96 28H93L94 25L91 24ZM170 20H171V19H170ZM181 20H182V19H181ZM190 20L192 21L193 19L191 18ZM33 21H34V20H33ZM80 21H78V23H79ZM112 21H113V20H112ZM112 21H109V23L111 22V23L114 24L115 21H114V22H112ZM127 21H128V20H127ZM142 21H143V20H142ZM150 21H151V20H150ZM172 21H173L172 24L174 25L175 20H172ZM66 22H65V25H66V26L64 25V27H65V29H67V30H68V29L70 30L72 26H76L75 24L73 25L72 23H70V24H68L69 26L71 25V26L69 27V26H67V23H66ZM99 22H100V20H99ZM138 22H139V21H138ZM184 22H185V20H184V18H183V22H182V24H183V25H187V24H186V23H187V20H186V23H185V24H184ZM188 22H190V21H188ZM63 23H64V21H63ZM88 23H90V25H89ZM120 23L122 24L123 22H120ZM136 23H137V22H136ZM142 23L144 24V22H142ZM150 23H151V22H150ZM175 23H176V22H175ZM177 23H178V22H177ZM190 23H193V22H190ZM50 24H52V23L50 22ZM61 24H62V21H61ZM98 24H99V23H98ZM98 24H96V25H98ZM116 24H118V23H116ZM126 24H127V23H126ZM128 24H129V23H128ZM151 24H152V23H151ZM162 24H163V23H162ZM166 24H167V23H164L163 25L165 26ZM59 25H60V24H59ZM102 25H103V27L105 26V29H107L108 26H109L108 30L111 29V28H110V25H108V21H106V20H102ZM137 25H138V24H137ZM144 25H145V24H144ZM152 25H153V24H152ZM106 26H107V27H106ZM112 26H113V25H112ZM122 26H123V25H122ZM122 26H120V27H122ZM131 26H132V25H131ZM176 26H177V25H176ZM187 26H188V25H187ZM66 27H67V28H66ZM68 27H69V28H68ZM99 27H100V26H99ZM123 27H124V26H123ZM128 27H129V26H128ZM180 27H179V29H180ZM184 27H185V26H184ZM79 28H78V29H79ZM132 28H133V27H132ZM132 28H131V29H132ZM72 29H73V27H72ZM112 29H113V28H112ZM112 29H111L110 31H112ZM129 29H130V27H129ZM135 29H136V28H135ZM58 30H59V29H58ZM61 30H62V29H61ZM67 30H65V32H66ZM69 30H68V32H69ZM80 30H78L77 33H80L81 31H82V33H83V30H81V31H80ZM98 30H99V29L96 30V33H97V34H96V36H95V35H94V36H95L96 38L99 37V38H97V39H99V41H98V40L96 41V44H97V42H98V45H99V44H100V40H101L100 38H102V36L100 35L101 32L99 33V31H101V30H99V31H98ZM62 31H63V30H62ZM62 31H61V32H62ZM97 31H98V32H97ZM104 31H105V30H104ZM110 31H107V30H106V32H109V38H102L103 40L105 39L104 41H106V39H108V41H109V39H110V42H111V37H110V36H113V34L111 35V34H110ZM134 31H135V30H134ZM39 32H40V31H39ZM65 32H62V33H65ZM59 33H60V32H59ZM66 33H67V32H66ZM71 33H72V32H71V30H70V32H69V34H68L67 36H69ZM82 33H81V34H82ZM111 33H113V31H112ZM114 33H115V32H114ZM146 33H147V35H149V33L147 32V30H146ZM38 34H39V33H38ZM81 34H78V35L75 34V36H76V37H77V36H81ZM92 34H93V32H92ZM132 34H133V32H132ZM134 34H135V33H134ZM150 34H151V33H150ZM62 35H63V34H62ZM62 35H61V36H62ZM97 35H98V36H97ZM99 35H100V36H99ZM129 35H130V34H129ZM143 35H144V34H143ZM23 36H24V35H23ZM37 36H38V35H37ZM37 36H36V37H37ZM40 36L42 37L43 35H40ZM40 36H38V38H40ZM64 36H66V35L64 34ZM64 36H63V37H64ZM75 36H74V37H75ZM154 36H155V35H154ZM154 36H153V37H154ZM13 37H14V36H13ZM20 37H22V36H20ZM24 37H26V36H24ZM48 37H49V36H48ZM130 37H131V36H130ZM136 37H137V35H136ZM142 37H143V36H142ZM26 38H27V37H26ZM52 38H53V36H52ZM55 38H56L57 41H59V43H58L57 41H55L54 43H53V42L50 43V46H51L50 48H52V47L55 46L56 48L54 47L55 49H54V48H53V49L59 51L60 48H61V46H62V45H60V44H61L60 41L62 40V37H61V39H60V36L58 37L59 39H57V36H56ZM66 38H67V37H66ZM131 38H132V37H131ZM143 38H144V37H143ZM15 39H16V38H15ZM82 39L84 40V42H86V38H85V39L82 38ZM82 39H80V40H82ZM120 39H121V38H120ZM136 39H137V38H136ZM136 39H134V41H135ZM5 40H6V41H5ZM26 40H27V39H26ZM28 40L30 41V39H28ZM36 40H37V39H36ZM65 40H66V39H65ZM90 40H91V39H90ZM103 40H102V41H103ZM153 40H154V39H153ZM153 40H152V41H153ZM18 41H19V40H18ZM32 41H33V40H32ZM32 41H31V42H32ZM52 41H53V39H52ZM104 41H103V42H104ZM136 41H137V40H136ZM159 41H160V40H159ZM93 42H94V41H93ZM0 43H1V41H0ZM4 43H3V44H4ZM11 43H12V40H11V42L8 43L9 46H8V44H7V47H8V48L11 46V45H10ZM57 43H58L59 45H56ZM104 43H105V42H104ZM104 43H103V44H104ZM137 43H138V41H137ZM155 43H156V42H155ZM155 43H154V44H155ZM28 44H29V43H28ZM28 44H27L26 46H28ZM33 44H34V41L32 42L31 45H33ZM48 44H49V43H48ZM52 44H54V46H52ZM94 44H95V43H93V45H94ZM108 44H111V43L108 42ZM108 44H107V45H108ZM13 45H14V44H13ZM13 45H12V46H13ZM42 45H43V44H41L40 46H42ZM67 45H68V43H67ZM71 45H72V44H71ZM90 45L92 46V42H90V44L88 43V45L86 46V49H88L89 47H91ZM155 45H156V44H155ZM164 45H165V43H164ZM164 45H163V46H164ZM40 46H39V47H40ZM46 46H47V45H46ZM95 46H96V45H95ZM95 46H94V47H95ZM157 46H158V45H157ZM28 47H29V46H28ZM30 47H31V46H30ZM48 47H49V46H48ZM48 47H46V49H47ZM59 47H60V48H59ZM71 47H72V46H71ZM71 47H69V48H71ZM87 47H88V48H87ZM101 47H102V48H101ZM101 47H100V48H101L102 51L99 50V51H98V54H97V57H99V58H97V57L94 58L93 56H91V57H90V58H91L90 61H92V59H93V61L95 62L94 59L97 58V59H96V62H97V63L103 62V61H102L103 59L100 60V58H102L103 56H107V54L105 55V54L103 53L104 50H105V49H104L105 47H103V45H102ZM109 47H110V46H109ZM109 47H108V46L106 47V49L108 48V51H109ZM149 47H150V46H148L146 49L144 48V49H143L144 51H142V53L145 52V51H146L148 54L152 53L153 51L155 52V50H154V48H153L154 46H151L150 49H149ZM164 47H165V46H164ZM193 47H192L191 50H193ZM230 47H232V48H230ZM248 47H251V49H249ZM8 48H7V49H8ZM10 48H11V47H10ZM15 48H16V47H15ZM31 48H32V47H31ZM31 48H29L28 50H26L27 53H29V55L31 54V53L29 52V50H30ZM40 48H41V47H40ZM42 48H43V47H42ZM57 48H58V49H57ZM62 48H63V47H62ZM62 48H61V49H62ZM69 48H68V47L66 48V46H65V47H64V51H65V52H64L63 54H65L67 51H68V53L71 52V51L69 50ZM82 48H83V47H80L81 50H82ZM96 48H98V47H96ZM152 48H153V50H152ZM178 48H179V47H178ZM180 48H181V47H180ZM247 48H248L249 50H248ZM26 49H27V48H26ZM46 49H45V50H46ZM65 49H67V50H65ZM98 49H99V48H98ZM103 49H104V50H103ZM147 49H149V51L151 50L152 52H151V51L148 52ZM165 49H166V48H164V50H165ZM182 49H183V52L185 51V54H186V50H184V48H182ZM31 50L34 51V49H31ZM37 50H38V52H37L36 54H37V55H40V56L42 57V55H44V54H43L44 52H41V50L43 51L44 49H40V50L37 49ZM37 50H36V51H37ZM62 50H63V49H62ZM166 50H168V49H166ZM197 50L195 49V51H197ZM234 50H235V49H234ZM7 51H8V50H7ZM7 51H6V52H7ZM9 51H10V50H9ZM26 51H23V52H26ZM33 51H32V55H33ZM49 51H50V50H49ZM58 51H57V52H58ZM78 51H79V50H78ZM105 51H106V50H105ZM179 51H180V50H179ZM179 51H178V54H179ZM181 51H182V50H181ZM23 52H22V54H24ZM84 52H85V55H83V54L81 55V54H80L81 56H84L83 58L80 57L81 60L84 59V58H87V59L89 58V57L87 56L88 54H86V52L88 53V50H86V51H85V50H84V51H81V53H84ZM154 52H153V53H154ZM156 52H157V51H156ZM187 52H188V50H187ZM192 52H194V51H192ZM197 52H198V51H197ZM197 52H195V53H197ZM11 53H12V52H11ZM38 53H39V54H38ZM40 53H41V54H40ZM48 53H49V52H48ZM68 53H67V54H68ZM108 53H109V52H108ZM140 53H141V52H140ZM140 53H139V54H140ZM159 53H160V52H159ZM168 53H169V52H168ZM225 53H226V52H225ZM239 53H240V52H239ZM20 54H21V53H20ZM22 54H21V55H22ZM25 54H26V53H25ZM36 54H35V57H37ZM69 54H70V53H69ZM76 54H77V53H76ZM101 54H102V55L104 54V55L102 56ZM187 54L190 56V52H188ZM192 54H193V53H192ZM232 54H233V53H232ZM237 54H238V53H237ZM241 54H242V53H241ZM11 55H12V54H11ZM73 55H74V54H73ZM166 55H167V59L170 60V58L168 57V54H167V53H166ZM169 55H170V53H169ZM198 55H200V54H198ZM228 55H229V54H228ZM0 56H1V58L5 57L4 54H3V55H0ZM2 56H3V57H2ZM7 56L10 57V54H9V55L7 54ZM7 56H6V57H7ZM12 56H15V55H12ZM26 56H27V55H26ZM40 56H38V59H39ZM57 56H58V54L56 55V58H57ZM75 56H76V55H75ZM77 56H78V54H77ZM77 56H76V57H77ZM94 56H96V54H95ZM183 56L186 57V55H184V54H183ZM233 56H234V54H233ZM31 57H32V56H31ZM35 57H34V58H35ZM41 57H40V58H41ZM47 57H48V55H47ZM61 57L64 58V59L67 58V59L65 60V62L68 60V56L66 57V54H65L64 56L61 55ZM61 57H60V59H61ZM65 57H66V58H65ZM123 57H124V56H123ZM185 57H182L183 60L185 59ZM190 57H191V56H190ZM196 57L199 58L200 56H196ZM225 57H227V56H225ZM234 57H237V55H235ZM14 58H15V57H14ZM29 58H30V56H29ZM43 58H44V56H43ZM49 58H50V57H49ZM56 58H55V59H56ZM72 58L74 59V56H72ZM78 58H79V57H78ZM78 58H76V59H78ZM90 58H89V59H90ZM104 58H105V57H104ZM124 58H125V57H124ZM182 58H181V57L178 58V61H179V59L181 60ZM186 58H187V57H186ZM9 59H10V58H9ZM20 59H21V58H20ZM24 59H25V58H24ZM30 59L32 60V58H30ZM50 59H51V58H50ZM50 59H49V60H50ZM64 59H62V60H60V61H58V60L53 61V62L56 63V64L53 63V65H56V66H57V64L60 62L59 65H58V66H60V64L62 63V61H63V63H64ZM87 59H86V61H87ZM89 59H88L87 62L85 61V63H84L83 61H81V60H79V62L81 61V63H80L81 65H82V64H83V65H86V64H88ZM191 59H193V58L191 57ZM225 59H226V58H225ZM0 60H1V59H0ZM7 60H8V59H7ZM10 60H11V62H12L13 57H12V59H10ZM21 60H22V59H21ZM27 60H28V59H27ZM31 60H30V61H31ZM33 60H34V59H33ZM35 60H37V59H35ZM46 60H47V58H46ZM97 60H98V61L100 60V61L98 62ZM117 60H118V57H117ZM117 60H116V61H117ZM121 60H122V59H121ZM186 60H187V59H185V61H186ZM189 60H190V59H189ZM189 60H188V61H189ZM15 61H16V59H15ZM15 61H14V62H15ZM50 61H51V60H50ZM122 61H125V60H122ZM135 61H136V60H135ZM181 61H182V60H181ZM198 61H199V60H198ZM222 61H223V60H222ZM9 62H10V61H9ZM14 62L11 63V64H14ZM17 62H18V61H17ZM36 62L39 63L38 61H36ZM36 62H35V63H36ZM47 62H48V61H44V62H42V65H43V64H46ZM51 62H52V61H51ZM57 62H58V63H57ZM67 62H68V61H67ZM67 62H66V63H67ZM104 62H105V61H104ZM113 62H114V61H113ZM117 62H118V61H117ZM186 62H187V61H186ZM186 62H185V63H186ZM223 62H224V61H223ZM3 63H4V62H3ZM19 63H20V60H19ZM19 63H18V65H19ZM21 63H22V61H21ZM21 63H20V64H21ZM30 63H31V62H29V64H30ZM32 63H34V62H32ZM35 63H34V64H35ZM49 63H50V62H49ZM63 63H62V67H65V68H62V69H61V67H60V69H61V70H64V72H65V69H66L67 73L69 74L68 70H69L70 67L73 66L74 64L71 62L72 65H71L70 67H68L69 65L67 66V64H66V66H64L65 63H64V64H63ZM71 63H70V64H71ZM97 63H93V64H96V65H97ZM118 63H119V62H118ZM121 63H122V62H121ZM179 63H180V61H179ZM181 63H183V62H181ZM195 63H196V60H195ZM195 63H194V64H195ZM199 63H200V62H199ZM203 63H204V62H203ZM216 63H217V62H216ZM262 63H261V64H262ZM16 64H17V63H16ZM103 64H104V63H103ZM114 64H115V63H114ZM116 64H117V63H116ZM151 64H152V62H151ZM210 64H211L210 66L213 68L212 62H211ZM0 65H1L0 67L3 66L2 62L0 63ZM4 65H6V63H4ZM7 65H8V64H7ZM42 65H41V63H40V66H42ZM50 65H51V64H50ZM50 65H49V67H50ZM53 65H52V66H53ZM88 65H91V64H88ZM118 65H120V63H119ZM118 65H117V66H118ZM186 65H189V63L186 64ZM196 65H197V63H196ZM199 65L201 66V64H199ZM199 65H198V66H199ZM225 65H226V64H225ZM14 66H15V65H14ZM21 66H22V65H21ZM26 66H27V64L25 65V67H26ZM40 66H37V67H38V70H39V67H40ZM56 66H54V67H56ZM75 66L78 67V65H75ZM75 66H73V67H75ZM115 66H116V65H115ZM204 66H205V64H204ZM257 66H258V68H257ZM259 66H260V67H259ZM6 67H7V66H6ZM15 67H16V66H15ZM18 67H20V65H19ZM37 67H36V69H37ZM42 67H43V66H42ZM42 67H40V68L42 69ZM46 67L48 68V65H47ZM77 67H76V68H77ZM90 67H92V68H90ZM90 67L87 68V65H86V66H85V68H86V69H85V72L88 71V73H87V74L84 73L85 75H84L83 73H81V74L84 75V76H86L87 78L90 76V79L93 80V79H95V78L92 79L91 77H92L93 75H96L95 73H97V72L99 71L98 67H100V64H98V67H97V66H96V67H93V65L90 66ZM113 67H114V66H113ZM208 67H209V66L207 65L206 68H208ZM3 68H4V67H3ZM11 68H14V67L11 66ZM21 68H22V67H21ZM21 68L19 69L20 72L23 70V68H22V69H21ZM32 68H35V67L33 66ZM32 68H30V70H33ZM47 68H46V69H47ZM78 68H79V67H78ZM96 68H97V69H96ZM119 68L122 69L121 67H119ZM183 68H184V67H183ZM183 68L181 67L182 72L184 71ZM185 68L187 69V66H186ZM212 68H210V69H212ZM0 69H2V68H0ZM7 69L10 70V67L8 66V68H6V70H7ZM36 69H35V70H36ZM41 69H40V70H41ZM60 69H59V68H58V70L56 69V70H57L56 73H55V71H53V73H54L55 75H54L53 73L50 74V72L47 73V74H50V76H52V77L49 76V77L51 78V80H52L53 78H55V76H56L57 78H61L62 75H64L63 73H61V74H60L61 77H60V75L58 74V71H60ZM71 69H73V68H71ZM79 69H80V68H79ZM79 69H77V70L80 71ZM91 69H94V70L96 69V70H98V71L96 72V70H95V71L93 70L95 73H94V72H93V73H90V70H91ZM242 69H243V68H242ZM13 70L15 71V68H14ZM38 70H36V71H38ZM54 70H55V69H54ZM74 70H75V69H74ZM81 70H82V69H81ZM166 70H167V69H166ZM213 70H214V69H213ZM2 71H3V70H2ZM2 71H1V73H2ZM16 71H17V67H16ZM36 71H35V72H36ZM125 71H126V70H125ZM146 71H147V69L145 68V70H143V72L146 73ZM167 71H168V70H167ZM187 71H188V70H187ZM221 71H222V74H223L224 71H223L222 67H221ZM233 71H234V70H233ZM241 71L243 72V70H240V69H239V70L236 71V72L239 74V72H241ZM248 71H250V69H248ZM261 71H262V70H261ZM3 72H4V71H3ZM27 72H28V71L23 72L24 75H25ZM35 72H34V70L32 71V73L29 72L30 75L32 74L31 77H33V78L35 77V76H34V75L36 74ZM38 72H40V71H38ZM38 72H37V73H38ZM60 72H61V71H60ZM76 72H77V71H76ZM111 72H113V71H111ZM188 72H189V71H188ZM262 72H263V71H262ZM1 73H0V74H1ZM65 73H66V72H65ZM196 73H197V72H196ZM224 73H225V72H224ZM229 73H230V72H229ZM231 73H233V72H231ZM10 74H12V73H10ZM10 74H9V75H10ZM40 74L42 75L43 73H40ZM56 74H58L59 76H57ZM68 74H67V75H68ZM79 74H80V72H79ZM89 74H90V75H89ZM91 74H92V75H91ZM111 74H112V73H111ZM143 74H144V73H143ZM174 74H175V73H173V75H174ZM190 74H193V72H190ZM194 74H195V72H194ZM194 74L192 75V77L194 76ZM206 74H207V73H206ZM225 74H226V76L229 75L227 72H226ZM225 74H224V75H225ZM227 74H228V75H227ZM244 74H245V72L243 73V75H244ZM247 74H248V73H247ZM5 75L8 77V74H5ZM36 75H39V73L36 74ZM53 75H54V77H53ZM69 75H71V74H69ZM69 75H68L67 78H66L67 80L72 79V77L74 78V75H75V74L73 75V73H72V75H71L72 77L70 76V78H69ZM77 75H78V73H77ZM99 75H100V74H99ZM176 75H177V74H176ZM176 75H174V76H176ZM181 75H182V74H181ZM235 75L237 76V74H235ZM245 75H246V74H245ZM44 76H46V75H44ZM80 76H81V75H80ZM80 76H78V77H80ZM110 76H111V75H110ZM178 76H179V75H178ZM248 76H250V73H249V75H247V78H248ZM260 76H261V77H257L258 79L256 80V84H255V85H252V86H250V87H244V86H248V84H247V85L245 84V85L243 86L244 88H243V87H242L243 89L241 88L242 90H240V92H242V96H243V91L246 92V95H252V94L256 93V92L259 91V90H260V91H262V90L264 91V72H263V74L260 75ZM3 77H4V76H3ZM3 77H1V78H2V81H3ZM13 77H15V75H13ZM13 77H12V78H13ZM19 77H21V75H20ZM42 77H43V76H42ZM42 77H40L39 80H41V81H39V82L41 83L42 80L45 79V80L43 81L45 84H44V83H41V84H43V87H42V85H41V86H40V89H42V88L45 89V87H46L45 85H48V83L45 82V81H47V80L49 79V77H47L48 79H47L46 77H43V78H42ZM82 77H83V76H82ZM142 77H144V76H142ZM149 77H150V76H149ZM170 77H171V75L169 76V79H170ZM176 77H177V76H176ZM195 77H196V74H195ZM199 77H200V76H198V78H199ZM16 78H17V77H16ZM16 78H15V79H16ZM29 78H30V77H29ZM29 78H28V80H29ZM68 78H69V79H68ZM75 78H77V77H75ZM75 78H74V79H75ZM80 78H81V77H80ZM158 78H159V77H158ZM201 78H202V77H201ZM201 78H199V79H201ZM238 78H239V77H238ZM19 79H20V78H19ZM19 79L17 78L16 80L19 81ZM34 79H35V80H33V79L30 78V80H33L32 82L36 84V86H35V88H36V87H37V83H38L37 81H38V80H37V77H35ZM90 79H88V80H90ZM107 79H108V78H107ZM143 79H144V78H143ZM248 79H249V78H248ZM6 80H10V82L12 81L11 79H8V78H6ZM16 80H13L12 82L15 83ZM20 80H22V79H20ZM36 80H37V81H36ZM51 80H49V81H51ZM78 80H79V79H78ZM81 80H82V79H81ZM83 80H84V81L86 80L85 82H87V79H84V78H83ZM156 80H157V79H156ZM156 80L154 81V83L156 82ZM196 80H197V79H196ZM249 80H250V79H249ZM22 81H23V80H22ZM22 81H21V82H22ZM35 81H36V82H35ZM49 81H48V82H49ZM61 81L63 82L62 79H61ZM72 81H74V80H72ZM108 81H109V79H108ZM197 81H199V80H197ZM245 81H246V80H245ZM8 82H9V81H8ZM25 82H26V81H25ZM27 82L29 83V81H27ZM55 82H56V81H54L53 83H55ZM68 82H69V81H67V83L65 82V84L68 85ZM80 82H81V81H80ZM80 82H79V83H80ZM82 82H83V81H82ZM89 82H90V81H89ZM134 82H135V81H134ZM142 82H143V81H142ZM142 82L140 81L141 84H142ZM226 82H228V83H226ZM254 82H255V81H254ZM19 83H20V82H19ZM19 83H18V85H19ZM22 83H24V82H22ZM51 83H52V81H51ZM72 83H73V82H72ZM75 83H77L78 85L81 84V83L79 84V83L76 82V81H75ZM75 83H73V84H74L73 86H72V84H71V85H68V86H72V87L74 88ZM91 83H92V82H90V84H91ZM131 83H133V81H132ZM131 83H130V84H131ZM136 83H137V82H136ZM181 83H182V82H181ZM230 83H232V82H230V80L225 81V85L227 84V85L229 86ZM236 83L238 84L237 81L235 82V84H236ZM7 84H8V83H6V85H7ZM11 84H12V83H11ZM26 84H27V83H26ZM49 84H50V83H49ZM55 84H57V86L59 85V86L61 87V88L59 87V88H60L59 90L63 89V87L59 84V82H57V83H55ZM69 84H70V83H69ZM84 84H85V83H84ZM130 84H129V85H130ZM133 84H134V83H133ZM258 84H263L262 89H261V88L258 89V88L256 87ZM4 85H5V82H4ZM4 85H3V86H4ZM18 85H17V87H18ZM20 85L22 86V84H20ZM27 85H29V84H27ZM33 85H34V84H33ZM53 85H54V84H53ZM53 85H52V86H53ZM86 85H87V83H86ZM88 85H89V83H88ZM95 85H96V84H95ZM131 85H132V84H131ZM131 85H130V87L133 86V85H132V86H131ZM201 85L203 86L204 84H201ZM206 85H207V84H206ZM206 85H204V86H206ZM222 85H224V84H222ZM227 85H226V86H227ZM232 85H233V83H232ZM238 85H239V84H238ZM0 86H1V88H2V83H1ZM13 86H14V84H12V86H11L10 83H9V86H8V87L2 88V89H7V88H10V87H13ZM24 86L26 87L25 83H24ZM29 86H30V85H29ZM29 86H28V87H29ZM48 86H49V85H48ZM54 86H56V85H54ZM57 86H56V88H58ZM89 86H90V85H89ZM123 86H125V85H123ZM127 86H128V85H126L125 87H127ZM137 86H139V84H138ZM137 86H134V88H136ZM197 86H198V85H197ZM210 86H211V85H210ZM217 86H218V85H217ZM228 86H227V87H228ZM240 86H241V85H240ZM14 87H15V86H14ZM25 87L22 88V90L25 89ZM41 87H42V88H41ZM50 87H51V85L49 86V88H50ZM72 87H71V89H72ZM76 87H77V85L75 86V89H76ZM96 87H97V86H96ZM125 87H123V90L125 89ZM179 87H180V86H179ZM200 87H201V86H200ZM208 87H209V86H208ZM18 88H19V87H18ZM18 88H16V90H17ZM49 88H47V89H49ZM56 88L54 87L52 90L54 91V89H56ZM66 88H67V87H66ZM68 88H69V87H68ZM86 88H87V86H86ZM94 88H95V87H94ZM134 88H133V89H134ZM193 88H194V87H193ZM202 88H203V87H202ZM202 88H201V89H202ZM211 88H214V90L217 88V92H219V90H221L220 87H216V88H215V87H212V86H211ZM211 88H210V89H211ZM31 89H32V88H31ZM40 89H39V90H40ZM43 89H42V91H43ZM47 89H45L47 92H52V90H51V91H48ZM50 89H51V88H50ZM50 89H49V90H50ZM64 89H65V85H64ZM75 89H73V90H75ZM119 89H120V88H119ZM121 89H122V88H121ZM121 89H120V90H121ZM128 89H129V88H128ZM128 89H127V88L125 89V90H127V93H128ZM172 89H173V91H174V88H172ZM186 89H187V88H186ZM191 89H192V88H191ZM205 89L207 90L206 87H205ZM218 89H219V90H218ZM236 89H237V88H236ZM16 90H14V91H16ZM19 90H20V88H19ZM45 90H44V91H45ZM123 90H121V91H123ZM175 90H176V88H175ZM187 90H188V89H187ZM197 90H198V91H202V90H199V88H197ZM197 90H196V91H197ZM214 90L211 89V91H213V92L215 93L216 90H215V91H214ZM2 91L4 92L5 90H2ZM11 91H12V90H11ZM26 91L28 92V89H25L24 92H21V94L24 95L23 97H25V94L27 95V92H26ZM34 91H35V90H34ZM34 91L32 92V90H31V91L29 90V92H31L32 94L35 93ZM46 91H45V92H46ZM63 91H64V90H63ZM66 91H67V90L65 89V92H66ZM69 91H71V90L69 89ZM76 91H78V90H76ZM183 91H184V90H183ZM188 91H189V90H188ZM196 91H195V95H196ZM198 91H197V93H199ZM209 91H210V90H209ZM209 91H208V92H209ZM263 91H262V92H263ZM0 92H1V91H0ZM8 92H9V91H8ZM37 92H38V91H37ZM56 92H57V90H56ZM136 92H137V91H136ZM174 92H175V91H174ZM221 92H222V91H221ZM225 92H226V91H225ZM240 92H239V93H240ZM14 93H15V92H14ZM16 93H17L16 98L18 97V98H17V100H18V99L21 98L22 96H19L20 92L18 93V92L16 91ZM38 93H40V92H38ZM52 93H55V92H52ZM52 93H51V94H52ZM77 93H78V92H77ZM77 93L75 92L74 94H77ZM134 93H135V92H134ZM222 93H224V91H223ZM222 93H220V94H222ZM0 94H2V92H1ZM6 94H8V93L6 92ZM21 94H20V95H21ZM28 94H29V96L31 95L30 93H28ZM49 94H50V93H49ZM58 94H59V93H58ZM64 94H65V93H64ZM74 94H73V92H72V95H74ZM128 94H130V92H129ZM128 94H127V95H128ZM136 94H137V93H136ZM136 94H135V95H136ZM15 95H16V94H15ZM77 95H78V94H77ZM77 95H76V96H77ZM82 95H83V94H82ZM85 95H86V94H85ZM127 95H125V97H127ZM130 95H131V94H130ZM199 95H200V93H199ZM215 95H216V93H215ZM227 95H228V94H227ZM5 96H6V95H5ZM7 96H8V95H7ZM7 96H6V97H7ZM12 96H13V93H12ZM27 96H28V95H27ZM29 96H28V97H29ZM55 96H56V94H55ZM66 96H67V95H66ZM76 96H72V97H76ZM93 96H94V95H93ZM224 96H225V95H224ZM244 96H245V95H244ZM244 96H243V97H244ZM8 97H9V96H8ZM8 97H7V98H8ZM10 97H11V96H10ZM10 97H9V99H10ZM33 97H34V96H33ZM35 97H36V96H35ZM38 97H39V96H38ZM44 97H45V96H44ZM50 97H52V96H50ZM57 97H58V96H57ZM69 97H70V96H68L67 98H69ZM95 97H97V96H95ZM154 97H156V96H154ZM235 97H236V96H235ZM240 97H241V95H240ZM243 97H241V98H243ZM4 98H5V97H4ZM26 98H27V97H25L24 100H28V98H27V99H26ZM53 98H54V97H53ZM60 98H62V97H60ZM64 98H65V96H64ZM64 98H62V99H64ZM130 98H131V97H130ZM132 98H133V97H132ZM132 98H131V100H132ZM232 98H233V97H232ZM232 98H231V99H232ZM9 99H8V101L10 102ZM29 99H31V98L29 97ZM50 99H51V98H50ZM50 99H48V100L51 101ZM65 99H66V98H65ZM65 99H64V100H65ZM231 99H230V100H231ZM233 99H234V98H233ZM233 99H232V100H233ZM239 99H240V98H239ZM239 99H238V97H237V101H238ZM5 100H7V99H5ZM11 100H12V99H11ZM19 100H20V99H19ZM24 100L21 99L20 102H21V101H24ZM33 100H34V99H33ZM33 100H30V101H33ZM35 100L38 102V100H37L36 98H35ZM35 100H34V101H35ZM67 100H69V99H67ZM71 100H72V99H71ZM71 100H70V101H71ZM75 100H76V98H75ZM224 100H225V99H224ZM232 100H231V101H232ZM240 100H241V99H240ZM244 100H245V98H244ZM8 101H7V102H8ZM12 101H13V102H12V105H11L12 107L8 106V107H10V111H11V109L14 108V107H17V108H18L19 106H21V108H25L24 110H25V112H26V114H27L28 111L30 110V108L32 109V108L34 107V106H33L34 104H32V102H31V104H29L30 102L28 101L27 103L30 105V107H29V109L26 110L27 107L24 106V105H26V104L23 105V102H21V103L19 102V103L21 104V105H20V104H16L18 101L15 102V99L12 100ZM124 101H125V100H124ZM161 101H162V100H161ZM161 101H160V102H161ZM226 101H227V99H226ZM9 102H8V103H9ZM24 102H25V101H24ZM59 102H61V101H59ZM84 102H85V101H84ZM156 102H157V101H156ZM254 102H255V101H254ZM2 103H3V102H2ZM4 103H6V101H4ZM10 103H11V102H10ZM10 103L7 104V105H10ZM39 103H40V102H39ZM39 103H38V104H39ZM43 103H44V102H43ZM43 103H42V105H43ZM47 103H48V102H47ZM47 103H46V104H47ZM49 103H50V102H49ZM53 103H55V102H52V104H53ZM64 103H65V102H64ZM75 103H76V101L74 102V104H75ZM95 103H96V102H95ZM233 103H234V104L236 103L235 105H238V104H239V103H237V102H232V105H234ZM244 103H247V98H246V100L244 101ZM250 103H251V102H249L248 105H250ZM13 104H14V105H13ZM61 104H62V103H61ZM61 104H60V105H61ZM65 104H66V103H65ZM71 104H72V103H71ZM71 104H70V105L67 104L66 106H65L64 104H63V105H64L65 107H67V106L69 107V106H72ZM74 104H73V106H72V109L75 108V107L77 106V105H76V106L74 107ZM115 104H116V103H115ZM133 104H135V103H132V105H133ZM258 104H259V103H258ZM258 104L256 103V105H258ZM5 105H6V104H5ZM17 105H19V106H17ZM22 105H23L24 107H22ZM47 105H48V104H47ZM49 105H50V104H49ZM53 105H54V104H53ZM60 105H59V107H58V108H59V112H60V108H63V107H64V106L60 107ZM84 105H85V103H84ZM97 105H98V103H97ZM137 105H138V104H137ZM159 105H160V104H159ZM0 106L3 107L2 104H1ZM44 106L47 107L46 105H44ZM44 106H42V107H44ZM55 106H56V104H55ZM119 106H120V104H119ZM122 106H123V105H122ZM124 106H126V105H124ZM124 106H123V107H124ZM226 106H227V105H226ZM244 106H245V105H244ZM2 107H1V108H2ZM40 107H41V106H40ZM65 107H64V108H65ZM83 107H84V106H82V108H83ZM127 107H128V106H127ZM127 107H126V111H128V110H127ZM129 107L131 108V107H133V106H129ZM229 107H230V106H229ZM231 107H232V106H231ZM263 107H264V106H263ZM263 107H260V108L262 109ZM17 108H15V109H17ZM70 108H71V107H70ZM80 108H81V107H80ZM109 108H111V107H109ZM120 108H121V107H120ZM135 108L138 109V107H135ZM226 108H227V107H226ZM226 108H225V109H226ZM233 108H234V106H233ZM258 108H259V107H258ZM258 108H257V109H258ZM260 108H259L257 111H255L254 113L250 114V115H245V112L242 111V112H244V114H243V118H242L241 120L244 121V122H249V120L252 119V121H253V119H256V118L259 117V116H260V117H261V116L264 117V115H263V113H262V111H261ZM8 109H9V108H8ZM8 109H7V111H9ZM40 109H41V108H40ZM45 109H46V108H45ZM52 109H53V108H52ZM55 109H56V108H55ZM66 109H67V108H66ZM66 109H65V110H66ZM100 109H103V108L101 107ZM118 109H119V108H118ZM137 109H134V108H133L132 110L135 111V110H137ZM227 109H228V108H227ZM235 109H236L235 112H237V111H238L237 108H234V110H235ZM239 109H240V111H241V107H239ZM263 109H264V108H263ZM5 110H6V109H5ZM5 110H4V109H3V111L1 110L2 113H3V112H7V111H5ZM18 110H19V109H18ZM18 110H17V111H18ZM24 110H23V111H24ZM61 110H62V109H61ZM67 110H69V108H68ZM79 110H80V109H79ZM115 110H116V109H115ZM121 110H122V109H121ZM121 110H117V111H121ZM215 110H216V109H215ZM215 110H214V111H215ZM228 110H229V111H227L228 114H227V112H226V115H228L226 118L223 117L224 119H221L222 117H221V118L218 117V118L221 119L220 121H222L223 124H225L226 121H229V122H227V123H230V124H231V123H234L235 125L240 124L241 122L239 123V121H238L240 118H238L237 115H236V113H234V112L232 111V108H231V109H228ZM243 110H244V109H243ZM13 111H14V109H12V111L10 112L12 115L14 114ZM19 111H20V110H19ZM36 111H37V110H36ZM38 111H40V110H38ZM44 111H45V110H44ZM46 111L48 112V109H47ZM53 111H55V110H53ZM57 111H58V110H57ZM72 111H73V110H72ZM98 111H99V112H98ZM100 111H101V110H98V109H97V112H96V111H94V112H96V114H99V113L101 114V112H102L103 110H102L101 112H100ZM170 111H171V110H170ZM209 111H210V110H209ZM225 111H226V110H225ZM247 111L249 112L248 109H247ZM12 112H13V113H12ZM20 112H22V110H21ZM20 112H19V113H20ZM25 112L22 113V114L25 115V117H23L24 115L21 116V117L26 118V114H25ZM62 112H65V111L62 110ZM70 112H71V109L68 111V113H70ZM85 112H86V111H85ZM121 112H122L123 114H125V113H124V109H123V111H121ZM121 112H120V114H121ZM251 112H252V111H250L249 113H251ZM0 113H1V112H0ZM2 113H1V114H2ZM71 113H73V112H71ZM71 113H70V115H73V114H71ZM102 113L104 114V112H102ZM115 113H116V112H115ZM131 113H132V112H131ZM224 113H225V112H224ZM3 114H4V115H7V114H5V113H3ZM32 114H33V113H32ZM66 114H67V113H66ZM66 114L63 113L62 116L64 115V117H66V116H65ZM100 114H99V115H100ZM107 114H108V113H107ZM107 114H106V115H107ZM116 114H117V113H116ZM156 114H157V113H156ZM158 114H159V112H158ZM158 114H157V116H160V115H158ZM177 114H178V113H177ZM211 114H214V113H211V112H210V115H211ZM17 115H18V114H17ZM29 115H30V112H29ZM37 115H38V114H37ZM70 115L67 114V117H69V118H72L73 116L75 117V115H73V116H70ZM76 115H77V114H76ZM106 115H104L103 118H105ZM129 115H130V114H129ZM129 115H128V116H129ZM2 116H3V115H2ZM2 116H1V119L3 118ZM9 116H10V115H9ZM13 116L15 117V114H14ZM35 116H36V114H35ZM35 116H34V117H35ZM48 116H49V114H48ZM50 116H51V115H50ZM59 116H60V115H59ZM92 116L94 117L95 115H93V113H92V115H91L90 117H92ZM107 116H108V115H107ZM109 116H110V114H109ZM109 116H108V117H109ZM177 116H178V115H177ZM184 116H185V115H184ZM221 116H222V115H221ZM18 117H19V116H18ZM74 117H73V118H74ZM97 117H98V116H97ZM97 117L95 116V119L93 118L94 121H96V118H97ZM101 117H102V116H101ZM101 117H100V116L98 117L99 120H100ZM117 117H118V115H117ZM124 117H125V116H124ZM126 117H127V115H126ZM126 117H125V118H126ZM151 117H152V116H151ZM182 117H183V116H182ZM185 117H186V116H185ZM185 117H184V118H185ZM15 118H16V117H15ZM32 118H33V117H32ZM109 118H110V117H109ZM115 118H116V117H115ZM153 118H154V117H153ZM158 118H163V117L161 116V117H158ZM3 119H4V118H3ZM16 119H17V118H16ZM38 119H39V118H37V120H38ZM43 119L45 120V118H43ZM110 119H111V118H110ZM110 119H109V120H110ZM166 119H167V118H166ZM182 119H183V118H182ZM212 119H213V118H212ZM259 119H260V118H259ZM261 119H262V118H261ZM263 119H264V118H263ZM19 120H20V119H19ZM22 120H23V119H22ZM34 120H36V119H34ZM39 120H40V119H39ZM99 120H97V121H99ZM101 120H102V122H104V121L107 122V119H106V120H105V119H104V120L101 119ZM101 120H100L99 123H97L98 125H99L100 123H102ZM109 120H108V121H109ZM119 120H122V118L119 119ZM137 120H138V118H137ZM216 120H217V119H216ZM24 121H25V120H24ZM24 121H23V122H24ZM26 121H27V120H26ZM47 121H48V120H47ZM72 121L74 122V119H72ZM94 121H92V123H93ZM111 121H112V120H111ZM122 121H123V120H122ZM166 121H167V120H166ZM220 121H219V123H220ZM252 121H251V122H252ZM19 122H20V121H18V123H19ZM31 122H32V121H31ZM50 122H52V121H50ZM105 122H104V123H105ZM118 122H119V121H118ZM137 122H138V121H137ZM182 122H183V121H182ZM253 122H254V121H253ZM5 123H6V122H5ZM34 123H37V122H34ZM38 123H39V125H40L41 121H40V122L38 121ZM47 123L49 124V122H47ZM104 123H102V124H104ZM110 123H111V122H110ZM110 123H109L108 125H106L107 123L104 124V125H106V127H107V126L110 125ZM115 123H116V122H115ZM120 123H121V122H120ZM134 123H135V122H134ZM167 123H168V122H167ZM169 123H170V121H169ZM169 123H168V124H169ZM261 123H262V122H261ZM1 124H3V125L5 126L4 121H3V123H2V121H1L0 126H1ZM28 124H29V123H28ZM41 124H42V123H41ZM97 124H91V125H92V127H93V125L97 126ZM102 124H101V126H102ZM116 124H117V123H116ZM137 124H138V123H137ZM223 124H220V127H221ZM262 124H263L262 127L264 128V121H263ZM6 125H7V124H6ZM22 125L24 126L25 124H22ZM26 125H27V124H26ZM26 125H25V126H26ZM36 125H38V124H36ZM42 125H43V124H42ZM52 125H54L53 122H52ZM132 125H134V124H132ZM132 125H131V126H132ZM226 125H229V124H226ZM259 125H260V123H259ZM16 126H18V125H16ZM25 126H24V127H25ZM31 126H32V124H30V128H31ZM44 126H45V125H44ZM44 126H41L40 128L43 129ZM55 126L57 127V125H54L53 127H55ZM99 126H100V125H99ZM110 126H111V125H110ZM131 126H130V127H131ZM136 126H137V125H136ZM136 126L134 127L135 130H136ZM231 126H233V125H231ZM13 127H14V125H13ZM18 127H19V126H18ZM24 127H23V128H24ZM26 127H27V126H26ZM28 127H29V125H28ZM103 127H105V126H103ZM106 127H105V128H106ZM112 127H113V126H112ZM114 127H115V126H114ZM139 127H141V126H139ZM139 127H138L137 129H139ZM162 127H163V126H162ZM256 127H257V126H256ZM1 128H2V127H1ZM6 128H7V127H6ZM8 128H9V125H8ZM14 128H16V127H14ZM14 128H13V129H14ZM35 128H37V127L35 126ZM40 128H39V129H40ZM44 128H45V127H44ZM50 128H51V127H50ZM107 128H109V127H107ZM115 128L117 129V127H115ZM125 128H126V126H125ZM168 128H169V127H167V130H168ZM223 128H225V127H223ZM238 128H240V130L242 129L241 127H238ZM2 129H3V128H2ZM39 129L37 128L36 131L39 130ZM41 129H40V132L38 131V133H36V134H39V133L43 132V133H41V135L43 134V136H42L43 139H42L41 137H39V135H38V137H37L38 139H37V141L35 140V142H37L36 144L38 145V147H39V144H40V146L43 145V146H42V147H43V150L40 149L41 147L39 148V150H40L41 152L43 151L44 153H46V152L49 151L50 149H49V150H46V151H45L44 149H47V147H48L49 145L52 146V144H53L52 141L54 140V136L57 135V134H56L55 130H53V129H49L48 127H47V129H49V130L45 129V131H44V130L42 131ZM57 129H58V128H57ZM77 129H78V128H77ZM79 129L81 130V128H79ZM110 129H111V128H110ZM162 129H163V128H162ZM209 129H210V128H209ZM209 129H208V130H209ZM219 129H220V128H219ZM228 129H229V128H228ZM8 130H9V129H8ZM10 130H11V129H10ZM10 130H9V132H11ZM30 130L35 131V130L33 129V126H32V129H30ZM92 130H93V128H92ZM94 130H95V129H94ZM103 130H104V129H103ZM111 130H112V129H111ZM132 130H133V129H132ZM165 130H166V129H165ZM165 130H164L163 132H165ZM167 130H166V131H167ZM208 130H207V131H208ZM220 130L222 131V129H220ZM229 130H231L230 132H233V131H234V129H232V128L229 129ZM232 130H233V131H232ZM237 130H238V129H237ZM4 131H5V133H8V132H6L7 130H5V129H4L3 131L1 130V132H3V133H2V135H0V137L3 136V134H4V138H5L6 135H5ZM20 131H21V130H20ZM70 131H71V130H70ZM72 131H73V130H72ZM78 131H79V130H78ZM212 131H213V130H212ZM225 131L227 132V129H226ZM235 131H236V130H235ZM80 132H81V131H80ZM94 132H95V131H94ZM99 132H100V131H99ZM107 132H108V131H107ZM111 132H112V131H111ZM113 132H114V131H113ZM117 132H118V130H117ZM134 132H135V131H134ZM136 132H137V131H136ZM154 132H156V131H154ZM222 132H224V130H223ZM228 132H229V131H228ZM237 132H238V131H237ZM237 132H236V133H237ZM30 133H31V132H30ZM105 133H106V132H105ZM109 133H110V131H109ZM109 133H108V134H109ZM118 133H119V132H118ZM234 133H235V132H234ZM236 133H235V134H236ZM253 133H254V132H253ZM253 133H252V134H253ZM16 134H17V133H16ZM27 134H28V133H27ZM98 134H99V133H98ZM100 134H102V133H100ZM134 134H135V133H134ZM154 134H155V133H154ZM218 134H219V133H218ZM225 134H226V133H225ZM225 134L222 133V135H223L224 137H229L228 139L231 138V137H230L229 135H227V134H226L227 136H225ZM242 134H243V133H242ZM23 135H24V134H23ZM25 135H26V134H25ZM28 135H31V134H28ZM83 135H84V134H83ZM86 135H87V134H86ZM96 135H97V133H96ZM106 135H107V134H106ZM115 135H116V133H115ZM117 135H118V134H117ZM117 135H116V136H117ZM214 135H215V134H214ZM238 135L241 136L240 133H239ZM77 136H78V135H77ZM79 136H80V135H79ZM133 136H134V135H133ZM12 137H14V136H12ZM98 137H99V136H98ZM110 137H111V136H110ZM131 137H132V136H131ZM154 137H156V135H154ZM171 137H172V136H171ZM217 137L219 138L218 135H217ZM252 137H253V136H252ZM8 138H9V137H8ZM57 138H58V136H57ZM76 138H77V137H76ZM85 138H86V136H85ZM89 138H90V137H89ZM112 138H113V135H112ZM120 138H122V137H120ZM132 138H133V137H132ZM157 138H159V137H157ZM218 138H217V139H218ZM253 138H254V137H253ZM253 138H252V139H253ZM0 139H2V138H0ZM12 139H13V140H12ZM15 139H18V138H16V136H15ZM15 139H14V138H10V141H14ZM31 139H32V138H31ZM34 139H35V138H34ZM39 139L42 140V142L45 141V140H47L48 144L51 143V142H52V144L47 145V142H46V141H45L46 144H45V142H43L44 144L38 143V142H41V141H38ZM51 139H53V140L51 141ZM67 139H68V137H67ZM86 139L88 140V137H87ZM108 139H109V136H108ZM114 139H115V138H114ZM114 139H113V140H114ZM171 139H172V138H171ZM239 139L241 140V138H239ZM244 139H245V138H244ZM248 139H249V138H248ZM248 139H247V140H248ZM7 140H8V139H7ZM20 140L23 141V139H20ZM26 140L29 141L30 139L27 137ZM48 140H50V142H49ZM60 140H61V139H60ZM68 140H69V139H68ZM68 140H67V141H68ZM87 140H86V141H87ZM106 140H107V138H106L105 140H101V139H100V141H106ZM111 140H112V139H110L109 141H111ZM113 140H112V142H113ZM130 140H133V139L130 138ZM215 140H216V139H215ZM247 140H245V141L247 142ZM249 140H250V139H249ZM0 141H1V140H0ZM3 141H5V140H3ZM18 141H19V140H18ZM18 141H17V142H18ZM21 141H19V143H21ZM30 141H32V140H30ZM33 141H34V140H33ZM57 141H58V140H57ZM69 141H70V140H69ZM80 141H81V140H80ZM115 141H116V140H114V143H115ZM118 141H119V140H118ZM118 141H117V142H118ZM172 141H174V140H172ZM216 141H217V140H216ZM1 142H2V141H1ZM134 142H135V141H134ZM138 142H139V141H138ZM141 142H142V139L140 140L139 143H141ZM152 142H153V141H152ZM9 143H10V144H9ZM9 143H8V144L11 145V142H9ZM19 143H18V144H19ZM22 143H23V142H22ZM24 143H27V141H25ZM28 143H29V142H28ZM104 143H105V142H104ZM122 143H123V142H122ZM172 143H173V142H172ZM174 143H175V141H174ZM230 143H231V142H230ZM235 143H237V142H235ZM235 143H233V144H235ZM4 144L6 145L5 142H4ZM8 144H7V146H8ZM36 144H35V145H36ZM60 144H61V143H60ZM118 144H120V143L118 142ZM200 144H201V143H200ZM228 144H229V143H228ZM244 144H245V143H244ZM15 145H17V144H15ZM19 145H21V149L19 148L20 150H24V149H26V147H25V146H22V144H19ZM46 145H47V146H46ZM53 145H55V144H53ZM94 145H95V143H94ZM96 145H97V144H96ZM96 145H95V146H96ZM113 145H114V144H113ZM133 145H134V144H133ZM135 145H136V144H135ZM137 145H138V144H137ZM141 145H143V142H142ZM152 145H154V143L151 144V146H150L149 148H151ZM182 145H183V144H182ZM184 145H185V144H184ZM248 145H250V144L248 143ZM11 146H12V147H11ZM11 146H10V147L13 148V144H12ZM30 146H32V145H30ZM30 146L28 145V146H27V149H28ZM51 146H50V147H51ZM101 146H102V145H101ZM139 146H140V145H139ZM14 147H15V146H14ZM17 147H18V146H17ZM22 147H23L24 149H23ZM34 147H35L34 145H33L32 147H30V150H31V148H34ZM53 147H54V146H52L51 148L54 149ZM96 147L98 148V145H97ZM103 147H104V146H102V148H103ZM119 147H120V146H119ZM134 147H136V146H134ZM263 147H264V145H263ZM36 148H37V147H36ZM48 148H49V147H48ZM63 148H64V147H63ZM113 148H114V147H113ZM113 148H112V149H113ZM122 148H123V146H122ZM27 149H26V150H27ZM34 149H35V148H34ZM141 149H143V148L141 147ZM0 150H1V149H0ZM8 150H9V149H8ZM12 150H14V151L16 150V151H17L16 148H15V149L13 148ZM20 150H19V151H20ZM26 150H25V151H26ZM39 150H38V148H37V151H38V152H40ZM63 150H64V149H63ZM119 150H120V149H119ZM121 150H122V149H121ZM121 150H120V151H121ZM139 150H140V149H139ZM147 150H148V149H147ZM162 150H163V149H162ZM162 150H161V151H162ZM166 150H167V149H165V152H164V153H167ZM10 151H11V150H10ZM19 151H18V152H19ZM31 151H32V150H31ZM50 151H52V150H50ZM110 151H111V150H110ZM199 151H200V150H199ZM199 151H197V152H199ZM20 152H23L22 154L25 153L24 151H20ZM26 152H28V151H26ZM38 152L35 151L36 155H35L34 152H32V155H33V156L31 155V157H32L33 159H32L31 157H29L30 155L28 156V157L30 158V160H32V162L30 161V162H31V163H30L31 165L33 164V161H34L36 158H37V161H38V159H40L39 157H40V155H42V154H41V152H40V153H38ZM43 152H42V153H43ZM52 152H53V151H52ZM11 153H13V152H11ZM33 153H34V154H33ZM37 153L40 154V155H37ZM50 153H51V152H50ZM102 153H103V152H102ZM104 153H106V151H104ZM130 153H131V152H130ZM138 153H139V152H138ZM164 153H161V156H162V154L164 155ZM1 154H2V153H1ZM6 154H7V153H6ZM9 154H10V152H9ZM9 154H8V155H9ZM13 154H14V153H13ZM20 154H21V153H20ZM20 154H19V155H20ZM25 154L28 155V153H25ZM74 154H75V153H74ZM112 154H113V152H112ZM116 154L118 155V153H116ZM167 154H168V153H167ZM200 154H201V153H200ZM259 154H260V152H259ZM10 155L12 156V154H10ZM10 155H9V157H7L8 159L5 158V157H3V156H2V157L0 156V192L3 191V192H2V196L0 195V208H2V210H4V207L7 205V203H6L4 200H5V199H6V200L9 199V196H11V195H9V194L12 193L11 191H13L12 194L15 193V194L17 195L16 198H17V197H20V196H21V192L23 191V189L21 188V185H22V183H21L22 178H21V176H19L20 174L18 175L17 172H16V171H18V167H19V166L23 167V166H22V163H23V162H22V160H20L22 163L19 162V163L21 164V165H19V163H17L18 161H17V162L13 161L14 163L18 164V165H16V166H18L17 169H16V167H14V166L11 165V164L13 163L11 159H10V160H11V164H10V162H9V158L11 157ZM106 155L108 156L107 153H106ZM106 155H104L103 157H105ZM109 155H111V154H109ZM122 155H123V154H122ZM171 155H172V154H171ZM256 155H258V154L256 153ZM17 156H18V155H17ZM20 156H21V155H20ZM24 156H26V155H24ZM34 156H36V157H34ZM37 156H38V157H37ZM142 156H144V153H143ZM150 156H151V155H150ZM201 156H202V155H201ZM28 157L26 156V157L23 159V160H25V161H24L25 163H26V162L29 163V161H27V160L29 159ZM42 157H43V156H42ZM109 157H110V156H109ZM113 157H114V156H113ZM116 157H117V156H116ZM116 157H115V158H116ZM118 157H119V156H118ZM120 157H122V156H120ZM120 157H119V158H120ZM138 157H139V156H138ZM140 157H141V156H140ZM145 157H146V156H145ZM148 157H149V156H148ZM163 157H164V156H163ZM167 157L169 158V155H168ZM21 158H23V156H22ZM26 158H27V160H26ZM34 158H35V159H34ZM66 158H67V156H66ZM111 158H112V157H110V159H111ZM132 158H133V157H132ZM146 158H147V157H146ZM164 158H166V157H164ZM187 158H188V157H187ZM63 159H64V158H63ZM104 159H105V158H104ZM106 159H107V158H106ZM108 159H109V158H108ZM108 159H107V160H108ZM112 159H113V158H112ZM112 159H111V161H112ZM137 159H139V158H137ZM153 159H154V158H153ZM13 160H14V159H13ZM40 160H42V159H40ZM73 160H74V159H73ZM113 160H114V159H113ZM122 160H123V159H122ZM133 160H135V159L133 158ZM142 160H143V159H142ZM151 160H152V159H151ZM166 160H167V159H166ZM166 160H164V161H166ZM209 160H211V159H209ZM35 161H36V160H35ZM35 161H34V162H35ZM77 161H78V160H77ZM77 161H75V162H77ZM104 161H105V160H104ZM111 161H110V162H111ZM143 161H144V160H143ZM143 161H141V162H143ZM159 161H160V160H159ZM179 161H180V160H179ZM183 161H185V160H183ZM70 162L72 163V161H70ZM83 162H84V161H83ZM85 162H86V161H85ZM110 162H109V164H110ZM118 162H119V161H118ZM118 162H117V163H118ZM122 162H123V161H122ZM154 162H155V161H154ZM161 162H162V161H161ZM106 163H108V162L106 161ZM123 163H124V162H123ZM144 163H145V162H144ZM73 164H76V163L73 162ZM87 164L89 165V167L92 168V165H93L92 162H91V163H87ZM90 164H91V165H90ZM111 164H112V163H111ZM121 164H122V163H121ZM152 164H153V163H152ZM156 164H157V163H156ZM156 164H155V165H156ZM184 164H185V162H184ZM26 165H27V164H26ZM63 165H64V164H63ZM115 165H116V164H115ZM150 165H151V164H150ZM150 165H149V166H150ZM81 166H82V165H81ZM93 166H94V165H93ZM122 166H123V165H122ZM134 166H135V165H134ZM139 166H140V165H139ZM142 166H143V165H142ZM146 166H147V162H146ZM156 166H158V164H157ZM156 166L152 167V165H151L150 167L155 168V170H154V169H153V170H154L155 172H158V175H159L161 171L159 172V171H158L159 169L157 170V169H156ZM160 166H161V164H160ZM162 166H163V165H162ZM184 166H185V165H184ZM261 166H262V165H261ZM21 167H19V168H21ZM52 167H53V166H52ZM150 167H149V168H150ZM74 168H75V167H74ZM74 168H73V169H74ZM120 168H122V167H120ZM138 168L141 169V167H138ZM146 168H148V166H147ZM146 168H145V169H146ZM149 168H148V169H149ZM152 168H150V170H151ZM140 169H139V170H140ZM143 169H144V168H143ZM148 169H147V170H148ZM237 169H238V168H236V170H237ZM21 170H22V168H21ZM77 170H78V169H77ZM139 170H138V171H139ZM147 170H146V171H147ZM256 170H257V169H256ZM258 170H259V169H258ZM258 170H257V171H258ZM261 170H262V169H261ZM61 171L64 172L65 170H64V171L61 170ZM66 171H67V170H66ZM66 171H65V172H66ZM75 171H76V169H75ZM143 171H145V170H142V172H143ZM154 171L150 172V175H148V176L151 177V173H153ZM43 172H44V171H43ZM79 172H80V171H79ZM87 172H89V171H87ZM90 172H91V171H90ZM140 172H141V171H140ZM140 172H139V173H140ZM148 172H149V171H148ZM170 172H171V171H170ZM170 172H169V173H170ZM54 173H55V172H54ZM77 173H78V171H77ZM143 173H145V172H143ZM230 173H231V172H230ZM55 174H56V173H55ZM67 174H68V173H67ZM84 174H85V173H84ZM141 174H142V173H141ZM141 174H140V175H141ZM256 174H257V173H256ZM258 174L261 175L259 172H258ZM48 175H49V174H47V176H48ZM57 175H58V174H56V176H57ZM70 175H72V174H70V172H69V176H70ZM75 175H76V177H77V174H74V176H75ZM127 175H128V174H127ZM142 175H143V174H142ZM172 175H174V174H171L170 177H172ZM152 176H153V175H152ZM174 176H175V175H174ZM176 176H177V175H176ZM178 176L181 177L180 175H178ZM53 177H54V176H53ZM143 177H144V175H143ZM146 177H147V176H146ZM153 177H154V176H153ZM239 177H240V176H239ZM239 177L236 176V181H239V182L242 183V181L245 180V182H244V181H243V182L246 183V179H245V178H248V177L242 175L240 178H242V179L244 178L243 180L240 179ZM249 177H250V175H249ZM57 178H58V176L56 177V179H57ZM90 178H91V177H90ZM144 178H145V177H144ZM144 178H143V179H144ZM148 178H149V177H148ZM155 178H156V177H154V178H152V179H155ZM162 178H163V177H162ZM162 178H160V179H162ZM238 178H239L241 181H240ZM28 179H29V177H28ZM56 179H55V180H56ZM91 179H92V178H91ZM143 179H142V180H143ZM172 179H173V177H172ZM172 179H171V180H172ZM174 179L176 180L175 182L178 184V182H179V183L181 182L180 180H182V177H181L180 180H179V179L177 180L176 177H175ZM259 179H260V178H259ZM30 180H31V179H30ZM47 180H48V179H47ZM55 180H54V181H55ZM147 180H148V179H146V182H148ZM164 180L167 181V179H164ZM65 181H66V180H65ZM149 181H150V180H149ZM263 181H264V179H263ZM263 181H262V182H263ZM56 182H57V181H56ZM138 182H139V181H138ZM152 182H153V181H152ZM155 182H156V180H155ZM163 182H164V181H163ZM163 182H162V183H163ZM182 182H183V181H182ZM239 182H238V183H239ZM25 183H26V182H25ZM28 183H29V182H28ZM31 183H32V182H31ZM33 183H34V182H33ZM136 183H137V182H136ZM150 183H151V182H150ZM156 183L158 184V182H156ZM20 184H21V185H20ZM123 184H125V183H123ZM126 184H127V183H126ZM160 184H161V183H160ZM166 184H167V183H166ZM177 184H175V185L177 186ZM246 184H247V183H246ZM47 185H48V184H47ZM145 185H146V183H145ZM147 185H148V184H147ZM153 185H154V184H153ZM162 185H164V184H161V186H162ZM167 185H168V184H167ZM195 185H196V183H195ZM22 186H23V185H22ZM25 186H26V185H24V188L26 189ZM70 186H72V185H70ZM124 186H125V185H124ZM157 186H158V185H157ZM241 186H243V185H241ZM47 187H48V186H47ZM127 187H128V186H127ZM149 187H151V186L149 185ZM153 187H155V186H153ZM159 187H160V185H159ZM159 187H158V188H159ZM165 187H166V185H165ZM165 187H164V188H165ZM192 187H193V185H192ZM243 187H244V186H243ZM263 187H264V186H263ZM89 188H90V187H89ZM128 188H130V187H128ZM138 188H139V187H138ZM158 188H157V189H158ZM168 188H170V187H168ZM176 188H177V187H176ZM176 188H175V189H176ZM195 188H196V186H195ZM244 188H245V187H244ZM244 188H243V189H244ZM260 188H262V187H260ZM48 189H49V188H48ZM55 189H57V188H55ZM102 189H103V187H102ZM106 189H107V188H106ZM171 189H172V188H171ZM238 189H241V190H242V187H240V188H238ZM46 190H47V189H46ZM49 190H50V189H49ZM109 190H110V188H109ZM116 190H117V189H116ZM119 190H120V189H119ZM166 190H167V189H166ZM241 190H240V191H241ZM244 190H245V189H244ZM25 191H26V190H25ZM38 191H39V190H38ZM132 191H133V190H132ZM169 191H170V190H169ZM172 191H173V190H172ZM175 191H176V190H175ZM175 191H174V192H175ZM263 191H264V190H263ZM23 192H24V191H23ZM29 192H31V190H29ZM29 192L27 191V193H29ZM50 192H51V191H50ZM59 192H60V191H59ZM125 192H127V191L125 190ZM198 192H199V191H198ZM201 192H202V191H201ZM243 192H244V191H243ZM24 193H25V192H24ZM133 193H134V191H133ZM202 193H203V192H202ZM239 193H240V192H239ZM25 194H26V193H25ZM31 194H32V192H31ZM31 194H30V195H31ZM114 194H115V193H114ZM126 194H127V193H126ZM134 194H135V193H134ZM172 194H173V193H171V195H172ZM182 194H183V193H182ZM195 194H196V193H195ZM26 195H27V194H26ZM37 195H38V194H37ZM83 195H84V194H83ZM112 195H113V193H112ZM135 195H136V194H135ZM175 195H176V193H175ZM130 196H132V194H131ZM173 196H174V195H173ZM243 196H244V195H243ZM258 196H259V195H258ZM258 196H257V197H258ZM11 197H12V196H11ZM13 197H15V195H14ZM32 197H33V196H32ZM35 197H36V196H35ZM38 197H39V196H38ZM41 197H42V196H41ZM95 197H97V195H96ZM123 197H124V194H123ZM188 197H190V196H188ZM191 197H192V196H191ZM196 197H197V196H196ZM245 197H246V195H245ZM16 198H14V199H16ZM29 198H30V197H29ZM29 198H28V199H29ZM39 198H40V197H39ZM42 198H43V197H42ZM45 198H46V196H45ZM48 198H49V197H48ZM48 198H47V199H48ZM88 198L90 199V197H88ZM97 198H98V197H97ZM106 198H108V196H107ZM109 198H110V197H109ZM127 198L129 199V197H127ZM131 198H133V197H131ZM136 198H138V197H136ZM178 198H179V197H178ZM11 199H12V198H11ZM28 199H27L26 201H28ZM49 199H50V198H49ZM52 199H53V198H52ZM59 199H60V198H59ZM104 199H105V198H104ZM119 199H122V198H119ZM134 199H135V198H134ZM187 199H188V198H187ZM203 199H204V198H203ZM203 199H202V200H203ZM255 199H256V198H255ZM188 200H189V199H188ZM197 200H198V199H197ZM260 200H262V197L260 198ZM16 201H17V200H16ZM97 201H98V200H97ZM97 201H96L95 203H97ZM99 201H100V200H99ZM102 201H103V200H101V202H102ZM134 201H135V200H134ZM191 201H192V200H191ZM18 202H19V201H18ZM21 202H22V201H21ZM50 202H51V201H50ZM101 202H100V203H101ZM103 202H104V201H103ZM103 202H102V203H103ZM188 202H189V201H188ZM199 202H200V201H199ZM262 202H263V201H262ZM19 203H20V202H19ZM19 203H18V204H19ZM22 203H23V205L25 206L27 202H26V203L22 202ZM33 203H34V202H33ZM35 203H36V202H35ZM48 203H49V201H48ZM102 203H101V204H102ZM104 203H105V202H104ZM130 203H131V202H130ZM194 204H195V203H194ZM19 205H20V204H19ZM27 205H29V204H27ZM47 205H48V204H47ZM94 205H95V204H94ZM188 205H189V204H188ZM201 205H202V204H201ZM203 205H205V203H203ZM7 206H9V205H7ZM35 206H36V204H35ZM96 206H97V205H96ZM116 206H117V204H116ZM134 206H135V205H134ZM194 206H196V204H195ZM252 206H253V205H252ZM16 207H20V208H18V209L16 208V209H17V210L15 209L16 211H19V209L21 210V208H22L21 206H16ZM48 207H49V206H48ZM90 207H91V206H90ZM98 207H99V206H97V208H98ZM102 207H105V206H102ZM25 208H26V206H25ZM25 208L23 207L24 212H26V211L28 212V210H27L28 208L26 209V211H25ZM33 208H34V206H33ZM35 208H36V207H35ZM35 208H34V209H35ZM91 208H92V207H91ZM95 208H96V207H95ZM117 208H118V207H117ZM202 208H204V206L201 207V209H202ZM8 209H9V208H8ZM36 209H37V208H36ZM42 209H43V208H42ZM88 209H89V208H88ZM119 209H120V208H119ZM204 209H205V208H204ZM204 209H202V210H204ZM259 209H261V208H259ZM263 209H264V208H263ZM10 210H11V208H10ZM12 210H14V208H13ZM61 210H62V209H61ZM97 210H98V209H97ZM101 210H102V209H101ZM122 210H123V209H122ZM122 210H121V211H122ZM206 210H207V209H206ZM206 210H205V213L207 212ZM248 210H249V209H248ZM6 211L8 212L7 209H6ZM16 211H14V212H16ZM21 211H22V210H21ZM35 211H36V210H35ZM58 211H59V210H58ZM99 211H100V210H99ZM103 211H104V210H102V212H103ZM105 211H106V210H105ZM105 211H104V212H105ZM118 211H119V210H118ZM153 211H154V210H153ZM210 211H211V210H210ZM261 211H262V210H261ZM14 212H13V214H14ZM19 212H20V211H19ZM19 212H18V213H19ZM59 212H60V211H59ZM94 212H95V211H94ZM107 212H108V211H107ZM135 212H136V211H135ZM183 212H184V211H183ZM9 213H10V212H9ZM18 213H16V214H18ZM30 213H31V212H30ZM37 213H38V212H37ZM118 213H119V212H118ZM150 213H151V212H150ZM202 213H204V212L202 211L201 214H202ZM13 214H12V215H13ZM102 214H103V213H102ZM111 214H112V213H111ZM116 214H117V213H116ZM125 214H126V213H125ZM130 214H131V213H130ZM139 214H140V212H139ZM212 214H213V213H212ZM113 215H114V214H113ZM121 215H122V214H121ZM152 215H153V214H152ZM186 215H187V212H186ZM248 215H249V214H248ZM250 215H251V213H250ZM19 216H20V215H19ZM19 216H18V217H19ZM34 216H36V214H35ZM38 216H39V215H38ZM38 216H37V218H38ZM110 216H111V215H110ZM116 216H117V215H116ZM116 216H115V217H116ZM137 216H138V215H137ZM139 216H140V215H139ZM73 217H74V216H73ZM128 217H129V216H128ZM144 217H145V214H144ZM186 217H187V216H186ZM21 218H22V219H20V220H23L22 212H21ZM31 218H32V217H31ZM113 218H114V217H113ZM118 218H119V217H118ZM140 218H141V216H140ZM145 218H146V217H145ZM254 218H255V217H254ZM254 218H253V219H254ZM114 219H115V218H114ZM119 219H120V218H119ZM136 219H137V218H136ZM136 219H134V220L132 219V220L136 222V221H138V220H136ZM146 219H148V216H147ZM160 219H161V216H160ZM259 219H261L262 221L260 220V222H263L262 224H264V221H263V219H264V211L261 212V215L259 216ZM110 220H112V218H111ZM117 220H118V219H117ZM125 220H126V219H125ZM144 220H145V219H144ZM1 221H3V220H1ZM6 221H7V220H6ZM24 221H26V220H24ZM24 221H23V222H24ZM34 221H36V220H34ZM115 221H116V220H115ZM115 221H114V222H115ZM122 221L125 222L123 216L121 217V223H123ZM157 221H158V220H157ZM160 221H161V220H160ZM249 221H250V219H249ZM23 222H22V223H23ZM66 222H67V221H66ZM117 222H119V221H117ZM161 222H162V221H161ZM258 222H259V221H258ZM0 223H1V222H0ZM4 223H5V220H4ZM17 223H18V222H17ZM22 223H21V226H19V228L22 227V225H24L25 222H24L23 224H22ZM30 223H31V221H30ZM59 223H60V222H59ZM68 223H69V222H68ZM74 223H75V221H74ZM115 223H116V222H115ZM209 223H210V222H209ZM61 224H62V222H61ZM65 224H67V223H65ZM130 224H131V223H130ZM137 224H138V222H136L135 225H137ZM142 224H143V223H142ZM30 225H31V224H30ZM30 225H29V226H30ZM107 225H109V224L107 223ZM125 225H126V224H125ZM135 225H134V226H135ZM187 225H188V224H187ZM210 225L212 226V224H209V226H210ZM6 226H7V225H6ZM9 226H10V225H9ZM9 226H8V227H9ZM16 226H17V224H16ZM24 226H27V223H26V225H24ZM24 226L22 227V229L24 228ZM76 226H77V225H76ZM117 226H118V225H117ZM120 226H121V225H120ZM128 226H129V225H128ZM247 226H248V224H247ZM263 226H264V225H263ZM10 227H11V226H10ZM27 227H28V226H27ZM45 227H46V226H45ZM60 227H61V226H60ZM69 227H70V226H69ZM130 227H131V226H130ZM130 227H129V228H130ZM213 227H214V226H213ZM257 227H259L258 224H257ZM260 227H261V226H260ZM28 228H30V227H28ZM31 228H32V227H31ZM54 228H55V227H54ZM56 228H57V226H56ZM56 228H55V229H56ZM58 228H59V225H58ZM61 228H62V227H61ZM67 228H68V226H67ZM67 228H66V229H67ZM70 228H72V227H70ZM126 228H127V227H126ZM126 228H125V229H126ZM209 228H210V227H209ZM209 228H207V229H209ZM214 228H216V227H214ZM214 228H213V229H214ZM250 228H251V227H250ZM252 228H253V226H252ZM263 228H264V227H263ZM263 228H262V229H263ZM20 229H21V228H20ZM20 229H19V230H20ZM22 229H21L20 231H22ZM26 229H27V228L25 227V231L23 230V232L26 233ZM45 229H46V228H45ZM117 229H118V228H117ZM120 229H121V227H120ZM120 229H119V230H120ZM153 229H154V228H153ZM213 229H210V230L212 231ZM2 230H3V232L1 233V235H2L1 238H3V240H10V238L12 237V235H15V236L17 237V236H19V234H20L19 231L17 232V231L11 230V229H9V230H4V229H2ZM57 230H58V229H56L55 231H57ZM59 230H60V229H59ZM188 230H189V229H188ZM216 230H217V229H216ZM241 230H242V229H241ZM263 230H264V229H263ZM29 231H30V230H29ZM65 231H66V230H65ZM213 231H215V230H213ZM233 231H234V230H233ZM23 232H22V234H23ZM40 232H41V231H40ZM57 232H58V231H57ZM138 232H139V231H138ZM216 232H217V231H215V233H216ZM18 233H19V234H18ZM64 233H65V232H64ZM66 233H67V232H66ZM68 233H69V231H68ZM68 233H67V235H68ZM188 233H189V232H188ZM16 234H18V235H16ZM22 234H20V237H21ZM51 234H52V233H51ZM51 234H49V236H50ZM60 234H61V233H60ZM82 234H83V232H82ZM121 234H122V233H121ZM160 234H161V231H160ZM258 234H260V233H258ZM258 234H257V235H258ZM37 235H38V234H37ZM62 235H63V234H62ZM65 235H66V234H65ZM65 235H64V236H65ZM131 235H132V234H131ZM170 235H172V234H170ZM215 235H217V234H215ZM15 236H13V239H14ZM53 236H55V234H54ZM53 236H52V237H53ZM82 236H83V235H82ZM117 236H119V235H117ZM135 236H136V235H135ZM142 236H143V235H142ZM162 236H163V235H162ZM211 236H213V235H211ZM259 236L261 237V234H260ZM22 237H23V236H22ZM22 237H21V238H22ZM26 237H27V236H26ZM67 237H68V236H67ZM112 237L114 238V236H112ZM133 237H134V236H133ZM143 237H144V236H143ZM154 237H156V233L154 234ZM164 237H165V235H164ZM50 238H51V237H50ZM69 238H70V237H69ZM82 238H83V237H82ZM214 238H215V236H214ZM261 238H262V237H261ZM24 239H25V238H24ZM56 239H57V238H56ZM72 239H73V238H72ZM77 239L79 240V238H77ZM108 239H109V238H108ZM157 239H158V238H157ZM161 239H162V238H161ZM26 240H27V239H26ZM54 240H55V239H54ZM65 240H66V239H65ZM103 240H104V239H103ZM106 240H107V239H106ZM111 240H112V238H111ZM164 240H165V239H164ZM254 240H255V239H254ZM11 241H12V242H15V243L17 242V240H16V241H13L12 239H11ZM11 241H10V242L8 241V242L11 243ZM21 241H22V240H21ZM186 241H187V240H186ZM22 242H23V241H22ZM22 242H21V243L18 242V243H19V244H18L19 247H20V244H22ZM79 242H80V240L78 241V243H79ZM113 242H114V241H113ZM120 242H121V241H120ZM148 242H149V241H148ZM163 242H164V241H163ZM165 242H166V241H165ZM4 243H5V242H4ZM6 243H7V242H6ZM6 243H5V245H6ZM25 243H27V242H25ZM138 243H139V242H138ZM149 243H150V242H149ZM151 243H152V242H151ZM167 243H168V242H167ZM183 243H184V242H183ZM189 243H190V242H189ZM11 244H13V243H11ZM27 244H28V243H27ZM124 244H126V243H124ZM169 244H170V243H169ZM191 244H193V242H192ZM263 244H264V243H263ZM16 245H17V244H16ZM72 245H73V244H72ZM78 245H79V247L82 246V244L80 245V243H79ZM126 245H127V244H126ZM128 245H129V244H128ZM132 245H133V244H132ZM143 245H144V244H143ZM257 245H258V244H257ZM28 246H29V245H28ZM34 246L36 247V245H34ZM64 246H65V244H64ZM74 246H76V245H74ZM129 246H130V245H129ZM157 246H158V245H157ZM195 246H198L197 243L195 244ZM5 247H6V246H5ZM37 247H38V246H37ZM37 247H36V248H37ZM84 247H85V246H84ZM121 247H122V246H121ZM121 247H120V248H121ZM146 247H147V246H146ZM257 247H258V246H257ZM261 247H262V246H261ZM1 248H3L2 245H1L0 249H1ZM6 248H7V247H6ZM30 248H31V247H30ZM30 248H29V250H30ZM55 248H56V247H55ZM114 248H115V247H114ZM130 248H132V247H130ZM191 248H192V247H191ZM193 248H194V247H193ZM201 248H202V247H201ZM258 248H259V247H258ZM263 248H264V245H263ZM20 249H21V247H20ZM33 249H34V248H33ZM84 249H86V247H85ZM194 249H195V248H194ZM194 249H193V251H194ZM196 249H197V248H196ZM199 249H200V248H199ZM248 249H249V248H248ZM1 250H2V251H0V253L3 252V249H1ZM18 250H19V248H18L17 251L15 252L16 255L18 254L17 256H16V255H15V256H14V255H9V253L7 252V253H8V257H9V259L11 258V259H10V264H23V263H22V260L25 258V256H26L27 254H26L25 256H22V253H28V252H26L27 250L25 251V250L23 249V252H22V250H20V252L17 253ZM38 250H39V249H38ZM65 250H66V249H65ZM68 250H69V249H68ZM68 250H67V251H68ZM89 250H90V249H89ZM114 250H115V249H114ZM122 250H123V249H122ZM124 250H125V249H124ZM128 250H129V249H128ZM197 250H198V249H197ZM200 250H202V249H200ZM259 250L261 251V249H259ZM4 251H5V250H4ZM6 251H7V250H6ZM8 251H9V250H8ZM105 251H106V249H105ZM131 251H132V250H131ZM154 251H155V250H154ZM158 251H159V250H158ZM202 251H204V250H202ZM202 251H201L200 253L203 255V252H202ZM10 252H12V249L10 250ZM38 252H39V251H38ZM68 252H69V251H68ZM113 252H114V251H113ZM124 252H125V251H124ZM261 252H263V250H262ZM7 253H6L5 255H7ZM32 253H34V252L32 251L31 254H32ZM41 253H42V252H41ZM72 253H73V252H72ZM83 253H86V252H83ZM88 253H89V252H88ZM88 253H86V254H88ZM90 253H91V252H90ZM126 253L129 254V252H127V251H126ZM130 253H132V252H130ZM162 253H163V252H162ZM196 253H197V252H196ZM200 253H199V254H200ZM210 253H212V252H210ZM36 254L39 255L38 253H36ZM36 254H35V256H36ZM66 254H67V253H66ZM76 254H77V253H76ZM80 254H81V252H80ZM177 254H178V253H177ZM186 254H187V253H186ZM204 254H206L205 251H204ZM212 254H214V252H213ZM0 255H1V254H0ZM5 255H4V257H5ZM23 255H24V254H23ZM89 255H90V254H89ZM91 255H92V254H91ZM91 255H90V256H91ZM105 255H106V254H105ZM193 255H194V254H193ZM195 255H196V254H195ZM197 255H198V254H197ZM58 256H59V255H58ZM126 256H128V255H126ZM129 256L131 257L132 255H129ZM211 256H212V255H211ZM211 256H210V257H211ZM213 256H214V255H213ZM6 257H7V256H6ZM27 257H28V256H27ZM30 257H31V256H30ZM33 257H34V256H33ZM38 257H39V256H38ZM40 257H41V255H40ZM76 257H78V256H76ZM79 257L82 258L81 255H79ZM91 257H92V256H91ZM108 257H109V256H108ZM193 257H194V256H193ZM197 257H199V256H197ZM200 257H201V256H200ZM202 257H203V256H202ZM205 257H206V256H205ZM207 257H208V256H207ZM207 257H206V258H207ZM226 257H227V256H226ZM226 257H222V258H226ZM13 258H15V259H13ZM55 258H56V257H55ZM67 258H68V257H67ZM73 258L75 259V260H73V261H76V260L78 261V259H76L75 257H73ZM83 258H84V254H83ZM145 258H147V257H145ZM211 258H212V257H211ZM211 258H209V259H211ZM261 258H262V257H261ZM6 259H7V258H6ZM26 259H27V258H26ZM86 259L88 260V257H87ZM113 259H114V258H113ZM113 259H112V260H113ZM116 259H117V258H116ZM124 259H126V258H124ZM199 259H200V258H199ZM204 259H205V258H203V260H204ZM214 259H215V258H212V260H214ZM59 260H60V259H59ZM65 260H66V259H65ZM69 260H70V259H69ZM69 260H67V261H69ZM79 260H80V259H79ZM83 260H85V259H83ZM129 260H130V259H129ZM223 260H224V259H223ZM263 260H264V259H263ZM70 261H72V258H71ZM73 261H72V262H73ZM77 261H76V262H77ZM89 261H91V259H89ZM89 261H88V262H89ZM93 261L95 262L96 260H93ZM216 261H217V259L215 260V263H217ZM218 261H220V260H218ZM226 261H227V260H226ZM226 261L224 260L225 263H226ZM28 262H29V261H28ZM28 262H27V263H28ZM76 262H74V264H76ZM78 262H79V261H78ZM78 262H77V264H78ZM82 262L84 263V261H82ZM153 262H154V261H153ZM231 262H232V261H231ZM231 262L229 261V263H231ZM263 262H264V261H263ZM263 262H262V263H263ZM80 263H81V262H80ZM96 263H98V262L96 261ZM102 263H103V262H102ZM110 263H111V262H110ZM113 263H114V262H113ZM155 263H156V262H155ZM2 264H3V263H2ZM7 264H8V263H7ZM29 264H30V263H29ZM44 264H45V263H44ZM67 264H69V262H67ZM70 264H71V263H70ZM98 264H99V263H98ZM100 264H101V262H100ZM223 264H224V263H223ZM227 264H228V263H227ZM245 264H247V263H245Z\"/></svg>",
    "mask_w": 264,
    "mask_h": 264
}]
</instances>
